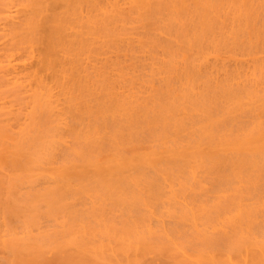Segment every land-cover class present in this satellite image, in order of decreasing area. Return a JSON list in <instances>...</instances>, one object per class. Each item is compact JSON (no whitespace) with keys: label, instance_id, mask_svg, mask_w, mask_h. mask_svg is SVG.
I'll list each match as a JSON object with an SVG mask.
<instances>
[{"label":"rangeland","instance_id":"rangeland-1","mask_svg":"<svg viewBox=\"0 0 264 264\" xmlns=\"http://www.w3.org/2000/svg\"><path fill=\"white\" fill-rule=\"evenodd\" d=\"M18 1V2H17ZM37 1V2H36ZM46 1V2H45ZM57 1H59V2H57ZM81 0H79L78 1V3H77V0H74V1H70V0H50L49 2H48V0H39V2H38V0H0V22L2 21L1 20V17L5 14V10L4 9H7L9 6H11L12 4L14 5V9L15 8H17V9H15V11L13 12V13H15V14H17L18 16L21 14V16H19V18H16V20H15V25L16 26H14L13 25V23H9L7 26H5L4 28H2V24H0V62H1V66H2V62H4V61H2V60H6V62L5 63H3V65H6L5 67H0V108H1V111L0 112H2V113H5V114H0V128L1 129H3V128H5L6 129V131L7 132H3V131H0V143L1 144H3V143H5L3 146L0 144V156H4L5 157V159L4 158H2V160L4 159V161L6 162V164H5V162H1L0 161V242L1 243H3L2 245H0V264H9V260H11V264H12V262L16 259V255H19L20 254V252H18L17 253V249L19 248V247H21L20 245L22 244V245H26L25 244V242H34L35 241V239L36 240H38V239H40L41 237H47L48 235H50L49 237H47V238H50V237H58V236H60V234L62 233H66L67 231H65V230H69L70 229V226H75V224H76V219H78V218H75L74 217V214L73 213H78L79 211H77V210H80V209H83V210H80V214L78 213V215L77 216H79V217H81V211L83 212L85 209H86V211H88V212H85V213H89L90 212V214H88L89 216H86L85 215V217H92V216H90L93 212L94 213H96V214H94L93 213V215H95L94 216V218L92 217V219H94V221H97V223L96 222H94L91 218H88V219H83L84 218V216H82L83 218H81L82 219V222L83 221H85V222H87V223H85L84 222V224H87V226L88 225H90L89 227H101V225L102 224H104L103 225V227L106 225V227H109V225L110 226H112L113 224H116V225H114V228H118V227H122V230H127L126 229V224H127V228H128V230H134L133 228H132V226H129V224H130V222H132V217L135 215L136 217H133V219H135L134 221L136 222H134L136 225H138L137 224V221H139V222H141V220L139 219V220H136V219H138L139 217L140 218H143V217H141V215H144V214H148V213H150L151 211L153 212H151L150 214H151V216H152V218L150 219V214H148L147 215V217H145V222L142 220V222L143 223H146V225L149 223V225H150V222L153 224L152 226H154V228L152 229V226L150 227L151 229H150V231H152V230H155V231H153V233H155V232H157V234L158 233H160V231L162 232V229H159V228H164L165 230H163V233L165 232V233H168V234H171L172 235V232L171 231H173V230H175L176 231V233H174L173 235H177L178 237H179V239H181V241H183V242H185V243H187V246L188 247H193V246H195V245H200V244H205V242H206V240L209 238L210 240L209 241H211V238L214 236H216V234L214 235V234H210L211 236V238L210 237H208L206 240L205 239H203L204 238V232L202 231V229H204V228H202V225L201 224H198L199 226H201L200 227V229L198 228L199 226H196L197 224L193 221V219L192 218H189V216L190 217H192V215H193V212H194V210L196 211L197 210V208H198V204L199 205H201V207H202V205L204 204V206H206L205 208L204 207H202L203 209V211H202V213H201V211H199V213L198 214H196L195 212V214L193 215V216H196V215H198L199 217H202L203 215H204V213H207V211L208 212H210V210L212 209V205H214L215 203H217L218 201L220 202L221 200H219L220 198V196L222 195L223 197H222V200L224 201V199H228V198H230L229 196L227 197V192L224 194H222L221 192H223V191H217L218 193H220V196H218L217 195V193H216V190H217V188H219V186H217V185H220V183L218 184V182H222L223 180H221L222 178L221 177H219L218 175H222L223 173H222V169H225V170H223V171H226V172H224V174H223V176L224 175H226V177H227V174H225V173H227L228 171H230V172H232L231 171V169L230 168H233V167H230L229 168V165H230V162L229 161H227V160H230V161H232L230 158H232L231 156H233V158L234 159H238L239 157H238V155H242L243 154V152L244 151H242L241 153H235L234 151H232L231 153L232 154H228L227 155V151H226V149L223 147V146H220L219 147V150H218V146H216V152L218 153H216L213 149L215 148V146L214 145H217V144H215L214 143V145L212 144V142H214V141H212V136H211V133H208L209 131H207V130H205V128H204V126H203V123H202V118H203V116H200L201 117V121L198 119V117L199 116H197V118H196V114H198V115H202V108H203V105H202V103L203 102H200L199 100H203V98L205 97L204 96V94H203V96H202V94H199V93H201V92H204L202 89V91H199L200 90V87L201 86H203V84L201 85V83H202V81H200V76H197V78L199 79V80H196L197 78H195L194 77V73H193V68L194 67H192L191 66V56H190V54H191V52L193 51L194 52V50H189V51H186V52H182L183 54H181V55H183V56H181V55H179V56H181V58L179 59L178 57H176V58H173L174 59V61L175 62H173L172 60H170L169 61V59L171 58L172 59V57L171 56H165V57H163L161 54H159V53H154V54H152V55H154V56H150V55H144V54H141V53H138L137 52V50H136V47H137V45L135 44V43H127L126 44V47H113L114 46V44L115 43H117V42H111L112 40H110V41H108L109 39L108 38H105V37H100L99 39L97 38V41H98V43H96V45L95 46H92L91 47V45H89V42H91V40H88V38L87 37H89L88 36V33H87V28H83V26L85 27L86 26V24H85V20H88V17L90 16V17H92L91 15H93V14H96L97 12L94 10V7H93V3L96 1V0H89V2L91 3L92 2V4H90L89 2H88V0H83V1H85V3L83 2L82 4H79V3H81L80 2ZM4 2V3H3ZM14 2L16 3H18L17 4V7H16V5L14 4ZM40 2H41V4H40ZM9 3H11L10 5H8ZM20 3V4H19ZM38 3V4H37ZM49 3V4H48ZM67 3L68 4H72V5H67ZM75 3H77V5H74ZM53 6H52V5ZM84 4V5H83ZM90 5V6H88V5ZM126 4H127V6H126ZM32 5H34L33 6V9H31V7H32ZM56 7H55V6ZM61 5V6H60ZM62 5H65V6H62ZM67 5V6H66ZM80 5V6H79ZM49 6V7H48ZM72 6H74V7H72ZM28 7H30L29 9H28ZM41 7V8H40ZM81 7V8H80ZM124 7H125V14H126V18H127V20H128V22H130V23H128V26H134V27H137L138 29H140V27H142V28H144V29H140V30H145V29H149L150 27H152V25H151V23L149 22V20L148 21H146V19L145 18H143V19H138V18H136V15L133 13V10H132V7H131V5L129 4V3H125L124 4ZM47 8H49V9H47ZM65 8H66V10H65ZM80 8V9H79ZM86 8V9H85ZM91 8H93L92 10H91ZM130 8V9H129ZM22 9V10H21ZM50 9H52V10H50ZM54 9V10H53ZM56 9V10H55ZM69 9V10H68ZM70 9H72V10H70ZM77 10V12H78V14H79V12H80V14L78 15L77 13H73V11L74 10ZM128 9V10H127ZM32 10V11H31ZM33 10H34V12H33ZM47 10H49V11H47ZM64 10L66 11V13L64 12ZM126 10H127V12L129 11V14H127L126 13ZM132 10V11H131ZM23 11L24 12H27V13H25V14H23L22 15V13H23ZM54 13H53V12ZM81 11H83V12H81ZM95 11V12H94ZM22 12V13H21ZM31 12V13H30ZM50 12H52V13H50ZM69 12V13H68ZM86 12H88V13H86ZM89 12H91V13H89ZM70 13H72V14H70ZM84 13V14H83ZM51 14H52V16H51ZM63 14H64V18L66 19V17L65 16H67V15H70V16H67L68 18L70 17V18H72L73 16H74V20H75V22H73V19H69L70 21H72V22H70L69 20H68V22L66 23L67 25V30H65L64 29V31H65V33L67 34H65L64 36H66L65 38H63L64 39V41L61 43V44H59V45H55V43L53 42V40H54V38L52 37V32H53V27H54V25H55V23L57 22V18H58V20H60L59 22H62V20H61V16H63ZM74 14V15H73ZM87 16H86V15ZM262 14V13H261ZM58 15V16H57ZM130 15V16H129ZM54 16V17H53ZM79 16V18H77ZM82 16V17H81ZM133 16H134V18H133ZM28 17V18H27ZM31 17H33V18H31ZM48 17H49V19H51V20H49V22H48ZM51 17V18H50ZM20 18H23L24 19V22H23V19H20ZM36 18V19H35ZM43 18V19H42ZM56 20H55V19ZM63 18V19H64ZM132 18V19H131ZM30 19H32L31 21H30ZM34 19H35V21H34ZM78 19H79V22H78ZM261 18H259V21L261 22V20H260ZM20 20V21H19ZM44 20H45V22H47V23H43L44 22ZM47 20V21H46ZM137 21V23H136V21ZM51 21V22H50ZM56 21V22H55ZM64 21V20H63ZM83 21V22H82ZM139 21H140V23H139ZM20 24H19V23ZM66 22V21H65ZM64 22V23H65ZM149 24H148V23ZM77 23V24H76ZM133 23V24H132ZM18 24V25H17ZM32 24V25H31ZM44 24V25H43ZM50 24V25H49ZM70 24V25H69ZM80 24V25H79ZM136 26H135V25ZM149 26H148V25ZM260 23H258V25H259ZM29 25V26H28ZM80 27H79V26ZM140 25V26H139ZM11 26V27H10ZM14 26V27H13ZM24 26V27H23ZM26 26H27V28H26ZM40 26V27H39ZM148 26V27H147ZM20 27V28H19ZM39 27V28H38ZM70 27V28H69ZM74 27H75V29H74ZM147 27V28H146ZM258 27L259 26H255V28H254V26L252 27L253 28V30L251 29V26H249V28L247 29L248 31V35L247 36H250L251 38H252V41H254V39L256 40L257 38H256V36H258ZM19 28V29H18ZM49 29V30H48ZM257 29V30H256ZM250 30V31H249ZM46 31V32H45ZM69 31H72V32H70L69 33ZM75 31V32H74ZM77 31V32H76ZM28 33V34H27ZM49 33H50V35H49ZM73 33V34H72ZM252 34V35H251ZM49 35V36H48ZM77 35V36H76ZM79 35H83V36H80V37H78ZM49 37V38H48ZM73 37H74V39H73ZM84 37V38H83ZM86 37V38H85ZM44 38H46V39H44ZM53 38V39H52ZM68 39H70V40H68ZM76 39H77V41H76ZM83 39H85L87 42H88V47H87V45H86V47L85 46H82L83 44L82 43H79V42H82L83 41ZM72 40H74V41H76V42H78V45H77V43L76 42H74V41H72ZM85 40L83 41V43L85 42ZM105 40L106 41H108V43L110 42L112 45V47H111V49H108V45L109 44H106V43H104L105 42ZM70 41V42H69ZM52 42L54 43V44H52ZM73 42V43H72ZM100 43H102V44H100ZM13 44H15V45H13ZM31 44V45H30ZM45 44H47L46 46H45ZM48 44H49V46H48ZM102 45L103 47H104V50H106L105 52H104V50H103V47H102V49H100V47L98 46V45ZM105 44V45H104ZM248 44V43H247ZM54 45V46H53ZM78 47H77V46ZM117 45V44H116ZM115 45V46H116ZM134 45H136V47L134 46ZM77 48V50H76V48ZM48 47H49V49L51 50L53 47V51L51 50H48ZM52 47V48H51ZM56 47V48H55ZM62 49H61V48ZM90 47V49H88ZM93 47H95L93 50L94 51H92V48ZM98 47V48H97ZM132 49H131V48ZM244 48H245V45L243 46ZM242 47V48H243ZM42 48V49H41ZM44 48H45V50H44ZM57 48H59V50L57 49ZM73 48H75V49H73ZM83 48V49H82ZM87 48V49H86ZM110 48V47H109ZM133 48H134V52L132 51L133 50ZM138 48V47H137ZM88 50V51H84L83 52V50ZM116 49V50H115ZM118 49H119V51H118ZM226 49L227 48H223L222 49V51H220V50H218V51H216V52H214V54H213V52H211L210 54V56H207L208 57V59L210 60H212V61H215V60H217L218 62H225V60L227 59V58H229V59H233L234 61H228L229 59H227V61L225 62V63H227V64H229V63H232V65L231 66H233L234 67V63H236L237 62V60H236V58L237 59H240V60H245L244 62H246V64L247 65H252V63H253V60H255L256 58H257V56H255L254 58H252V57H250V56H248V55H246L247 57H245V55H239V54H236V55H234L233 54V52H231L230 51V49H227V51H226ZM33 50V52H29V51H32ZM61 50V51H60ZM65 51V52H68V53H65V52H63V51ZM73 50V54L72 53H70V51H72ZM99 50V51H98ZM109 50V51H108ZM136 50V51H135ZM50 51V52H49ZM55 51H60L59 53L58 52H56V53H58V54H56V53H54ZM108 51V52H107ZM121 51V52H120ZM195 51H196V49H195ZM223 51H225V52H223ZM8 52V53H7ZM9 52H11L10 54H9ZM51 52H53L55 55H57V58L59 59L58 60V64H61V65H57V59L55 60L54 59V63L53 64H51V65H47L46 66V63H45V61H42V60H40L41 58L44 60V56L46 55V53H51ZM107 52V53H106ZM110 52V53H109ZM115 52V53H114ZM221 52V53H220ZM5 53V54H4ZM33 53V54H32ZM72 54V55H70V54ZM89 53H91L90 54V58L89 57H87L88 55H89ZM117 53V54H116ZM119 53V54H118ZM127 54L128 56H129V54H131V55H134V57L133 56H130V57H128L127 55H122V54ZM129 53V54H128ZM227 53H229V54H227ZM11 54H12V57H11ZM13 54H15L14 55V57L17 59H15V61H14V58H13ZM45 54V55H44ZM67 55L68 54V56L70 57V56H73V57H70V58H74L73 60H70V58H69V60L68 61H66V62H68V64L66 63V62H64L66 59H64V58H68V56H65V55ZM78 54V55H77ZM84 54V55H83ZM85 54H87V55H85ZM93 54L94 55H96V57L95 56H93ZM189 54V55H188ZM225 54V55H224ZM4 55V56H3ZM5 55L7 56V57H11L10 59L12 60V61H14V62H12L10 59H9V61L8 62H10V64H12L13 66H8V62H7V60H8V58L7 57H5ZM9 55V56H8ZM33 55V56H32ZM44 55V56H43ZM54 55V58H56V56ZM64 55V57L62 58V56ZM82 55V56H81ZM116 55H117V57H116ZM118 55H119V57H118ZM122 55V57H120ZM138 55V57L140 58V60H139V58H137L136 56ZM139 55H141V56H139ZM143 55V56H142ZM185 55V56H184ZM209 55V54H208ZM215 55V56H214ZM219 55V56H218ZM238 55V56H237ZM2 56V57H1ZM76 56H78L77 58H76ZM84 56V57H83ZM86 56V57H85ZM110 56V58H108L107 59V57H109ZM111 56H113V57H111ZM125 56V57H124ZM154 57L153 59H155V60H152L150 57ZM213 56V57H212ZM240 56H242V57H240ZM60 57V58H59ZM104 58V59H101V58ZM136 57V58H135ZM142 57V58H141ZM145 57V58H144ZM155 57H157V60H159L160 58H161V62H156L157 60H156V58ZM184 57V58H183ZM216 57V58H215ZM218 57H220V61L218 60L219 58ZM243 57H245V58H243ZM248 57H250V59L248 58ZM27 58V59H26ZM75 58L78 60V61H76L75 60ZM83 58H85V61H84V59ZM89 58V60H87V59ZM114 58H116L115 60H114ZM117 58H120V59H117ZM121 58L123 59V60H121ZM145 60H144V59ZM164 58V59H163ZM169 58V59H168ZM189 60V61H186L187 59ZM213 58V59H212ZM223 58V59H222ZM225 58V59H224ZM235 58V59H234ZM252 58V59H251ZM62 59V60H61ZM64 59V60H63ZM97 59H99V60H97ZM105 59H107V62H106V60ZM136 59H138V61L136 60ZM147 59H150V60H147ZM176 59V60H175ZM179 59V63L177 62V60ZM184 59V60H183ZM186 59V60H185ZM95 60V61H94ZM115 61V62H113V61ZM119 60V61H118ZM142 60L144 61V62H142ZM147 60V61H146ZM183 62H182V61ZM236 60V61H235ZM248 60H250V62L252 61V63H250ZM21 61H26V62H28V65H26L27 63L26 62H21ZM56 61V62H55ZM62 61V62H61ZM102 63H101V62ZM103 61H104V63H103ZM135 61H137L136 63H134ZM166 61H168V63L166 62ZM184 61H186L185 63H184ZM18 62H20V64L18 65V66H20V70L18 69L19 67L17 66V63ZM34 62V63H33ZM38 62V63H37ZM44 62V63H43ZM90 62H91V64H90ZM93 62V63H92ZM117 62V63H116ZM140 62V63H139ZM149 64H148V63ZM151 62V63H150ZM156 62V63H155ZM170 62V63H169ZM14 63V64H13ZM34 65H33V64ZM40 63H41V65H43L42 67L44 68L45 67V71L44 70H42V67H41V65H40ZM56 63V64H55ZM81 63H82V65H81ZM120 63V64H119ZM184 63V64H183ZM9 64V65H10ZM16 64V65H15ZM23 65V67H22V65ZM81 66H80V65ZM88 64V65H87ZM93 64V65H92ZM106 65V66H109L108 68L106 67V68H104L103 66H101V70H100V68H98V65ZM108 64V65H107ZM116 64V65H115ZM122 64V65H121ZM123 64H125V65H123ZM132 64V65H131ZM134 64L137 66H135V70H134V68H133V66H134ZM139 64V65H138ZM141 64V65H140ZM146 64V65H145ZM169 64V65H168ZM182 64V65H181ZM24 65H26V66H24ZM55 65H57L56 67H55ZM74 65V66H73ZM78 65V66H77ZM87 65V66H86ZM90 65V66H89ZM95 65H97V66H95ZM100 65H99V67H100ZM147 65H149V66H147ZM171 65V66H170ZM250 65V66H251ZM54 66V67H53ZM64 67V69L62 68V67ZM91 67L90 68V70H86L87 69V67ZM114 66H115V68L116 69H114ZM117 66H118V68H117ZM140 66V67H139ZM145 66V67H144ZM152 66V67H151ZM176 66H179V67H176ZM182 66V67H181ZM187 67V69H186V67ZM6 67H10L12 70L14 69L15 71V75H16V73H17V75L15 76V77H13L12 75H14L13 74V72L12 73H6V71L5 72H3L2 70H7V68ZM25 67H26V69H25ZM59 67H61V68H59ZM75 67H77V68H75ZM83 69H82V68ZM89 67H88V69H89ZM99 69H97V68ZM102 67H103V69H102ZM112 67V68H111ZM126 67V68H125ZM131 67V68H130ZM141 67H143V68H141ZM150 69H153V70H151L150 72H149V68ZM173 69V70H175L174 68H176V70L175 71H177L180 67L182 68V69H179V72L177 71V72H173V73H175V74H173L172 72V75L170 76V74L171 73H168V72H170L171 71V68ZM16 68H17V70H16ZM50 68H53V69H50ZM79 68V69H78ZM95 70H94V69ZM124 70H123V69ZM133 68V69H132ZM140 68L141 69H143V71H141L140 70ZM156 69V71H155V69ZM169 68V69H168ZM190 68V69H189ZM191 68H192V70H191ZM58 69V70H57ZM76 69V70H75ZM118 69V70H117ZM127 69V70H126ZM163 69L167 72H164L163 71ZM184 69V70H183ZM57 70V71H56ZM63 70V71H62ZM78 70L79 71H82V74H79V73H81V72H78ZM108 70V71H107ZM187 70H188V72H187ZM10 71V70H9ZM44 71V72H43ZM77 71V72H76ZM87 71H91V72H87ZM113 71H115V72H113ZM141 71V72H140ZM153 71H154V73L156 72L157 73V75L155 76V74L153 73ZM162 71V72H161ZM191 71V72H190ZM84 72V73H83ZM94 74H93V73ZM104 72L106 73H108V75L106 74V75H104ZM113 72V73H112ZM130 72V73H129ZM134 72H135V74H134ZM162 74H161V73ZM53 73L55 74V75H53ZM59 73V74H58ZM67 73V74H66ZM76 73V74H75ZM89 73V74H88ZM91 73V74H90ZM99 73V74H98ZM137 73H139V74H137ZM143 73V74H142ZM144 73H146L148 76H150L149 74L151 73V75H153L154 74V81H153V76L151 77H148L147 78V76H144ZM178 73H182L181 74V76L183 77V75L185 76V77H183L184 78V81L186 80V82H188V80H189V82H190V80L192 81V86H190L191 85V82L189 83V85H188V83H186V82H183L182 80H181V76L178 74ZM184 73V74H183ZM188 75H187V74ZM191 73H192V75H191ZM5 74L8 76H5ZM12 74V75H11ZM22 74H24V75H26V77L24 76H22ZM61 74H63L62 76H61ZM85 74H87L86 76H85ZM110 74V75H109ZM121 74L123 75V77L121 76ZM145 74V75H146ZM160 74V75H159ZM167 76H165V75ZM169 75V77H168V75ZM177 74L179 75V77L177 76ZM59 77H58V76ZM68 75V76H67ZM84 75V76H83ZM91 75V76H90ZM93 75H95V76H93ZM125 75V76H124ZM135 75H138L139 76V78H140V75H142V76H144L145 78H144V81H143V79L141 80H139V79H137V77L135 76ZM159 75V76H158ZM3 78H2V77ZM9 76H11V77H9ZM57 76V77H56ZM67 76V77H66ZM89 76V77H88ZM106 76H110V78L109 77H106ZM126 76L128 77V78H126ZM130 76V77H129ZM141 76V78H143ZM164 76H165V78L167 79V78H171V77H174L175 78V80L173 79V78H171V81H170V83L168 84L172 89L170 90V88H169V86L168 87H166V85L167 84H165L166 82H168L169 80H165L164 79ZM176 76V77H175ZM187 76H190V78L188 77V78H186ZM37 77H39V79H37ZM92 77V78H91ZM94 77H95V79H94ZM116 77V78H115ZM131 77H133V78H131ZM158 78L157 79V81H156V79L155 78ZM159 77H161V78H159ZM192 77H194L193 79H192ZM10 78V80H8ZM14 78V79H13ZM17 78V79H16ZM54 78V79H53ZM56 78H58V79H56ZM68 78V79H67ZM113 79V80H111V81H109L110 79ZM130 78V79H129ZM146 78H147V80L149 79V82H147L146 81ZM150 78H151V80H152V82L150 81ZM165 80H163V79ZM178 78H180V81H182V82H180L179 80V82L180 83H178V81H177V79ZM5 81H4V80ZM22 79V80H21ZM24 79V80H23ZM39 81L40 80V82H38L37 80ZM41 79L44 81V82H47L50 86H51V84H52V86L50 87L49 85V88L48 87H46V86H44V89H47V90H50L51 89V91H52V93L56 96L54 99H56L57 98V96H59L58 94H60L61 96L62 95H64V96H60V98L58 99L60 102H61V104H58L59 102H57V100H56V103H54L55 105H58L57 107H59V106H61V108L59 109V111H62L61 109H63V107L64 108H66V109H63V111L65 110V112H63V113H67V111H68V113L67 114H63L62 112H57V107H55V108H53V109H51V111H53L54 112V114H53V112H51V111H49L50 110V108H47L48 107V105H47V107H45L44 105H42V98L40 97L39 98V93L40 92H42V91H44V89L42 88V89H40V86L38 85V84H40L41 83ZM53 79V80H52ZM67 79V81H65ZM76 79H78V80H76ZM91 81H90V80ZM99 79H101L102 81H104V83L101 81V84L104 86V84L106 83L107 84V86H106V84H105V86L108 88V90H107V92H106V88H105V86L103 87V89H102V87H101V85L100 84H98L99 82ZM106 79H107V81H106ZM123 79V80H122ZM172 79H173V83H172ZM13 80V81H12ZM16 80H19V84L16 82ZM22 81V83L24 84H22V85H20V82ZM52 80V82H49V81H51ZM56 80V81H55ZM57 80H59L58 82H57ZM86 80H89V81H86ZM96 80H98V81H96ZM122 81L123 82V84L121 83V82H117V81ZM126 80H128L129 82L131 81V83L129 84V82L127 81V84H125V82H126ZM161 80H163V81H161ZM194 80V81H193ZM24 81V82H23ZM36 81V82H35ZM94 81H96L97 83H95ZM116 81V82H115ZM136 81V82H135ZM156 81V82H155ZM158 81H161V82H159L158 83V85H157V82ZM198 81H200L199 83H198ZM13 82H15V83H17V84H15V83H13ZM44 82H42L41 84H43ZM68 82V83H67ZM76 82V83H75ZM90 82V83H89ZM114 82H115V84H114ZM140 82V83H139ZM143 82V83H142ZM174 82H177V85L174 83ZM27 83V84H26ZM46 83V84H47ZM55 83V84H54ZM57 83H60V84H57ZM67 83V84H66ZM69 83H75V85H73V84H69ZM80 83V85H78V84ZM95 83V84H94ZM111 83V84H110ZM114 85H113V84ZM135 83H138L137 84V86H136V84ZM146 83V84H145ZM163 83V85H161V87L162 86H164L165 85V87L166 88H169V89H167L168 91H166V89L165 88H163V90H165V91H163L162 90V88H160V86H159V84H162ZM182 83V85H184V87H180L179 88V85ZM40 84V85H41ZM45 84V83H44ZM43 84V85H44ZM45 84V85H46ZM61 84H63V86H61ZM77 84V85H76ZM81 84H82V86H81ZM117 84V85H116ZM121 84V85H120ZM133 84V86H130V85H132ZM142 84H144L145 86L146 85H148L147 87H148V90H150V92H151V89H152V93L153 94H155L156 93V91H157V94H163V96L162 97H160V96H154L152 93H148V90L146 89V87L144 86V85H142ZM171 84V85H170ZM179 84V85H178ZM188 86H190V87H192L190 90H189V87L187 88V85ZM198 84H200V85H198ZM73 85V86H72ZM100 85V86H99ZM172 85H175V86H172ZM234 85H235V83H234ZM234 85H233V87H234ZM238 85L239 84H236L235 85V87H234V91H235V88H236V86L238 87ZM42 86V85H41ZM54 86H56V89H55V87ZM60 86V87H59ZM76 86V87H75ZM77 86H78V88H77ZM81 86V87H80ZM84 86V87H83ZM91 88H90V87ZM136 86V87H135ZM143 88H145V89H143ZM152 86V87H151ZM179 89H181V90H183V92H184V90H185V92L184 93H182L181 94V92L180 91H176L178 88ZM52 87H54V88H52ZM99 87V88H98ZM119 87V88H118ZM124 87V88H123ZM128 87V88H127ZM130 87V88H129ZM131 87H133V88H131ZM139 89H138V88ZM141 87V88H140ZM174 87V88H173ZM176 87V88H175ZM196 87V88H195ZM240 87V86H239ZM238 87V88H239ZM57 88H61L59 91H58V89ZM72 88H74L73 90H72ZM75 88H76V92L74 91L75 90ZM85 88H86V91H85ZM95 88V89H94ZM97 88H98V90H97ZM111 88H114V89H111ZM120 88H122L121 90H119ZM137 88V89H136ZM154 88V89H153ZM199 88V89H198ZM201 88H203V87H201ZM221 88V87H220ZM220 88H217L216 90H215V92H216V94H219V93H217V91L220 89ZM262 88V87H261ZM261 88H259V90H258V92H257V96H256V102H254L255 101V99L254 100H252V99H249V98H247V97H244V96H242V95H239L240 97H237L235 94H237L239 91L238 90H240V88L239 89H237V91H235V92H237V93H235V94H233V96H232V98H231V100H229L228 99V97L227 96H225L224 95V93H223V95L225 96V97H223L222 96V94H219L218 96H216V98L214 97V95H212L214 92H211V91H209L208 92V96L206 95V97L205 98H207L206 99V102H207V100L209 101V103L211 102V107L213 106L212 104H214V106H213V108L212 109H214L213 111H222V113L224 114V116H225V118L227 119H225L224 118V116H223V114L222 113H220L222 116H223V127H225V134H226V136H227V138H229V140H234L236 137H237V134H239V132L240 133H242V130L243 131H245V130H247L246 128V124H247V120H252V124L250 123V122H248V125H250V126H248V129L250 128V127H252V126H254V125H256V122L254 123L253 121H256L255 119L257 118V125L259 124L260 125V123L261 124H263V121H264V108H262V107H264V97L261 99V101H260V97L258 96L259 95V91L261 90ZM81 89H83V90H81ZM88 89V90H87ZM90 89V90H89ZM105 89V90H104ZM115 89H116V91H118V92H116L115 91ZM118 89V90H117ZM126 89V90H125ZM127 89H132V91L131 90H127ZM156 89H158L159 91H161V93L158 91V90H156ZM161 89V90H160ZM197 89H198V91H197ZM225 89V88H224ZM38 90H40L39 91V93H37L38 92ZM55 90V91H54ZM57 90V91H56ZM70 90H72V91H70ZM80 90V91H79ZM105 92H104V91ZM139 90V91H138ZM141 90H144L143 91V93H142V91ZM172 90H175L176 91V93H174L175 91H172ZM191 91L192 90V95L191 96H194V102L192 101H190V98L191 97H188L187 95L188 94H191V92H189V91ZM195 92H198V94L197 93H195ZM63 92V94L62 93H59V92ZM69 91V92H68ZM79 93H78V92ZM91 91V92H90ZM101 91V92H100ZM102 91L104 92V93H102ZM120 91H124V92H121V93H119ZM128 91V92H127ZM129 91H131V92H129ZM141 91V92H140ZM172 91V92H171ZM221 91V90H220ZM262 92H264V89L262 88V90H261ZM35 92L37 93L36 95H38V97L36 98L35 96ZM83 92V93H82ZM114 92H116V93H114ZM136 92V93H135ZM137 92H140V93H137ZM146 92H147V94H146ZM155 92V93H154ZM159 92V93H158ZM163 92H167V93H169V95H170V97L172 98V96L174 97V95H171V93H173V94H176L175 95V97L174 98H179V99H177L180 103V106H182V111H180L178 114H180V115H178L174 110V112H173V115H175V119L170 115V113H168V116L167 115H164V113L166 114V112H165V110H168V108L166 109H164V113H163V109H161L162 111H159V106L160 105H162V103L163 102H165L163 99L164 98H168L169 96H168V94H166V97H164V94L165 93H163ZM222 92H223V90H222ZM34 93V94H33ZM65 93V94H64ZM97 93V94H96ZM105 93H107V94H105ZM129 93V94H128ZM134 93H135V95H134ZM179 93V94H178ZM57 94V95H56ZM67 94V95H66ZM84 94H86L87 95V97H86V95L83 97H81L80 95H84ZM93 94V95H92ZM109 94V95H108ZM113 94V95H112ZM123 95L124 97H125V95H126V99L128 100V99H130L131 100V102L129 103V105L131 104V105H134L135 104V106H136V101L137 100H134V99H136V97L135 96H137V99L138 98H140V96H141V100H139L138 102H137V107H139L140 108V104L139 103H141L142 105H141V108L138 110H136V108L135 109H133L134 107L132 106H130V108H129V106H128V102L126 103L127 105H125L128 109H126V108H123L122 106L120 107V105H121V103L122 102H118L117 101V97L118 98H120V99H122V100H124L125 98L123 97V96H119V95ZM125 94V95H124ZM130 94H133V96L131 95L130 96ZM138 94V95H137ZM157 94H155V95H157ZM161 94V95H162ZM196 94V95H195ZM215 94V93H214ZM261 94L262 93H260V96H261ZM27 95V96H26ZM29 95H31V96H29ZM73 95H75L74 97H73ZM79 95V96H78ZM102 95H104V96H102ZM108 95V96H107ZM140 95V96H139ZM145 95V96H144ZM151 95V96H150ZM198 95H200L202 98L200 99V96L199 97H197ZM210 95H212V98H211V96ZM24 96V97H23ZM77 96L79 97V98H77ZM107 96V97H106ZM153 96H154V98H153ZM209 96H210V98H209ZM262 96H264V93L262 94ZM27 99H26V98ZM67 97H68V100H67ZM74 98L73 100L72 99H70V98ZM104 97V98H103ZM133 97V98H132ZM148 97V98H147ZM152 97V99L154 100H152V99H150V98ZM161 99V103H160V105L158 106V104H159V102H160V99ZM164 97V98H163ZM169 97V98H170ZM183 97H184V99H183ZM219 97V98H218ZM221 97V98H220ZM257 97H258V100H257ZM62 98H63V100H65V101H63L62 100ZM65 98V99H64ZM91 98V99H90ZM92 98H93V100H92ZM143 98H147L145 101H144V99ZM186 98H188L189 100H188V102H191V103H188L187 102V100H186ZM196 98H199V100H197ZM209 98V99H208ZM226 98V99H225ZM37 100V101H35V100ZM79 99H80V102L81 103H79ZM83 99L85 100V103H83L82 101H83ZM89 99V100H88ZM108 99V100H107ZM110 99H112V100H110ZM125 99V100H126ZM132 99L135 101V103H134V101L132 102ZM150 99V100H149ZM159 100V101H157V100ZM165 99V100H166ZM192 100H193V97L191 98ZM40 100V101H39ZM70 100H72V101H74V102H70ZM104 100V101H103ZM124 100V101H125ZM143 100V101H142ZM149 100V101H148ZM168 100V99H167ZM170 100H172V99H170ZM169 100V102H167L168 103V105H166V107H171L172 109H173V106H171V105H169V103H171V101ZM185 102H184V101ZM220 100H221V103H222V105L221 104H219V107H220V105H221V107L222 108H224V110L220 107V110H219V107H218V103H220ZM225 100V101H224ZM233 100H234V102H233ZM5 103H4V102ZM29 101H31V102H29ZM90 101V102H89ZM92 101V102H91ZM109 101V102H108ZM129 101V100H128ZM146 101H148V103L150 104V101H153L152 103H155V104H152L151 103V105H152V108H153V113L151 112L152 110V108L150 107L151 105H147L145 102ZM158 102V104H157V102ZM183 101V102H182ZM201 103V105H200V103ZM224 101V102H223ZM231 101V102H230ZM238 101L239 102H241L240 104L238 103ZM40 102H41V104H40ZM104 102V103H103ZM144 102V103H143ZM188 103V104H184V103ZM217 103V105L215 106V103ZM233 102V103H232ZM249 102V103H248ZM65 103V104H64ZM69 103H72V104H69ZM76 103H79V105L78 104H76ZM87 103V104H86ZM98 103H99V105H102V106H99V107H97L98 106ZM102 103V104H101ZM108 103H110L109 104V106H110V108H109V106L107 105ZM113 103V104H112ZM134 103V104H133ZM166 103V104H167ZM181 103H183L182 105H181ZM193 103V104H192ZM208 103V104H209ZM244 103H245V105H244ZM253 103H254V105H253ZM260 103V104H259ZM3 104H4V107L6 108H4L3 107ZM33 104H35V105H33ZM40 104V105H39ZM46 104V103H45ZM63 104V105H62ZM81 104V105H80ZM116 104V105H115ZM119 104V105H118ZM144 104V105H143ZM230 106H229V105ZM259 104V105H258ZM263 104V105H262ZM42 105V106H41ZM73 105V107H74V109L77 107L78 109H75L74 110V112H72L73 111V108H70L69 106H72ZM75 105H78V106H75ZM91 105V106H90ZM106 105V106H105ZM113 105H115V106H113ZM147 105V106H146ZM154 105V106H153ZM164 105V104H163ZM186 105H189V108L187 109V106ZM194 105V106H193ZM235 105H236V107L238 108V110L236 109V108H234L235 107ZM239 105V106H238ZM243 105V106H242ZM252 105V106H251ZM258 105V106H257ZM33 106V107H32ZM66 106V107H65ZM68 106V107H67ZM83 106V107H82ZM108 106V107H107ZM113 106V107H112ZM144 106V107H143ZM146 106V107H145ZM251 106V107H250ZM254 106V107H253ZM3 107V108H2ZM26 107V108H25ZM103 107V108H102ZM105 107V108H104ZM111 107H112V109H111ZM115 107V108H114ZM150 108V110L151 111H148L149 110V108ZM160 107H162V106H160ZM164 107V106H163ZM192 107H194L192 110H194V109H196V111L194 112H192V110H190ZM215 107V108H214ZM217 107V108H216ZM234 108V110H233V108ZM241 107V108H240ZM243 107V108H242ZM257 107H259V108H257ZM262 109H261V108ZM7 108H8V110H7ZM37 108V109H36ZM45 108V109H44ZM99 108V110H97ZM102 108V109H101ZM107 108H108V111H107ZM119 108H122V109H119ZM144 108H148V109H144ZM198 108V109H197ZM229 108V109H228ZM254 108V109H253ZM2 109H5V110H2ZM46 111V109H47V111L46 112H44V110ZM56 109V110H55ZM68 109V110H67ZM101 109V110H100ZM117 109V111H115ZM120 111H119V110ZM123 109H124V111H123ZM126 109V110H125ZM133 109V110H132ZM147 110L149 113H143V111L144 110ZM216 109V110H215ZM235 109H236V111H235ZM258 109H261V110H258ZM7 110V111H6ZM9 110H10V112H11V114H7V112L9 113ZM67 110V111H66ZM85 110L87 111V114H90L89 116V118H88V116H87V114H84L85 113ZM110 110V111H109ZM135 110V111H134ZM143 110V111H142ZM154 110L155 111H158V112H160V113H162L161 114V118H162V116H165V118L163 117L162 119H164V122H163V120H161L159 117H158V119H157V117L155 116L154 117ZM198 110H200L199 112H198ZM6 111V112H5ZM48 111H49V113H48ZM77 111V112H76ZM102 111V112H101ZM107 113H106V112ZM111 111H114V112H116V113H114V112H111ZM137 111H138V113L140 112L141 114H137V115H132V114H136L137 113ZM172 111V110H171ZM170 111V112H171ZM178 111V110H177ZM185 111L186 112H188V113H185ZM220 111V112H221ZM235 111V112H234ZM252 111V112H251ZM259 111V112H258ZM24 112H25V114H24ZM33 112H34V114H33ZM69 112H72V114H70ZM80 112H82L81 113V115L80 114H77L78 116H84V118H85V115H86V118H87V120L86 119H82V120H84V121H79V119L78 118H82V117H78L77 118V115H76V117H74V115L73 114H75V113H80ZM91 112V113H90ZM96 112V113H95ZM110 112V113H109ZM130 112V115L131 116H129L128 117V113ZM132 112H134V113H132ZM168 112V111H167ZM192 112V113H191ZM256 113L255 114V116H257V117H253V118H251L252 117V114H253V116H254V113ZM263 112V113H262ZM20 113H21V115H20ZM31 113V114H30ZM58 113V114H57ZM232 113V114H231ZM241 113V114H240ZM243 113V114H242ZM248 113H252L251 115L250 114H248ZM7 114V115H6ZM16 114V115H15ZM30 114V116H28ZM66 115L64 118H65V120L64 119H62L63 120V127H62V125H59L58 124V119L59 118H63V116L62 117H60V116H58V115ZM109 114V115H108ZM111 114H113V115H111ZM119 114V115H118ZM142 114L144 115V117H146L147 116V118H141L140 116H142ZM147 114H149V116L147 115ZM158 114V116L160 115L159 113H157ZM156 114V115H157ZM182 114H184V116L185 115H187V116H185V117H183V119H178V117L179 118H181V115ZM229 114H231V115H229ZM259 114H261L260 116H258ZM55 117H54V116ZM105 117H104V116ZM123 115V116H122ZM138 115H140V116H138ZM146 115V116H145ZM175 120V121H177V119L178 120H180V123L182 122V124H183V126H182V124H181V128H179L178 126L180 125V124H178L179 122H176L175 123V121L171 118V121H169L170 120V116ZM176 115H178L177 117H176ZM192 116L193 115V118L194 119H192V121H194L195 119V121L194 122H196V121H198L199 123H196V124H194V123H192L191 122V120L189 121V122H186L185 123V121H187L188 119H191V117L190 116ZM242 115V116H241ZM249 115V116H248ZM18 118H17V117ZM51 116H52V118H51ZM58 118H57V117ZM101 116H103L102 118H103V120L100 118ZM109 116H111V117H113L112 118V121L114 122H112L111 121V119H110V117ZM137 116L138 118H136L135 119V117ZM166 116L168 117V118H166ZM227 116H229V117H227ZM232 116H233V118H232ZM236 116V117H235ZM243 116H245V117H247V118H244ZM10 117V118H9ZM31 117L33 118V119H31ZM122 118V119H120V120H118L119 118ZM128 117V118H127ZM132 117V118H131ZM150 117V118H149ZM230 117L232 118V120L230 119ZM238 117H240L239 119H237ZM242 117V118H241ZM57 118V119H56ZM67 118V119H66ZM149 118V119H148ZM235 118H236V120H235ZM20 119V120H19ZM115 119H116V121H115ZM124 119H125V122H124ZM130 119V120H129ZM131 119H132V121H131ZM142 119V120H141ZM148 119V120H147ZM159 119L163 122H159ZM167 119V121H165ZM169 119V120H168ZM234 119V120H233ZM32 120H35V121H32ZM49 120H54L53 122H50ZM58 120V121H57ZM77 120H78V125H77ZM109 121V124H111V125H109L108 124V121ZM135 120H136V122H135ZM143 120H144V122L145 121H147L146 123H147V125H148V127L144 124V123H142L143 122ZM227 121V126H229V124H231V122H232V126L230 127H228L227 128V126L225 125V123H226V121ZM231 120V121H230ZM241 123V125H240V128L242 127V129H239V126H238V121ZM241 120H243V122L241 121ZM244 120H246L247 122H246V124H245V122H244ZM259 120V121H258ZM48 121V122H47ZM101 121V122H100ZM105 121V123H107V124H104L103 122ZM119 121V122H118ZM121 121V122H120ZM129 121V122H128ZM150 121H151V123H150ZM153 121L156 123H153ZM169 121V122H168ZM174 121V122H173ZM228 121H229V123H228ZM237 121V122H236ZM68 122V123H67ZM81 122V123H80ZM84 122V123H83ZM111 122V123H110ZM115 122H116V124H115ZM135 122V123H134ZM139 124H138V123ZM159 122V123H158ZM170 122L171 123H174L175 124V126L176 127H174V125L173 124H171V125H173V126H171L170 125ZM32 123H33V126H31L32 125ZM55 123H57V124H55ZM64 123L66 124L65 126H64ZM85 123H87V125H82V124H85ZM89 123L91 124L90 125V127L92 128V125H96V126H94V127H97V128H94V129H96V130H94V129H92L93 131H95V133L97 134V135H95V133L93 134L92 132V130H91V128L89 127ZM114 125H113V124ZM118 123H119V125L120 126H122L123 127V129H122V127H116L117 125H118ZM133 123V124H132ZM160 123L161 124H164V123H166V124H168L169 123V125H168V127L170 128H167L166 126V129H168V130H170V132H172V133H167L168 135L167 136H169L170 134L172 135L173 133H174V135H172V136H170V137H166V135H165V137L163 136H161V134L159 133V131H163V130H166L165 129V127H164V129L162 128L163 127V125H160ZM190 124V125H193V126H188V125H186V124ZM239 123V124H240ZM245 124L244 125V127H243V124ZM250 123V124H249ZM3 124V125H2ZM62 124V123H61ZM81 124V125H80ZM102 124H103V126L105 125V129H106V131H104L103 130V127L102 128H100V125L102 126ZM127 125V124H130L134 129H132L129 125H127V126H125V125ZM134 124H138V125H140L141 126V128L140 127H137L136 126V128H137V130H135V126H134ZM143 124H144V126H143ZM154 124V125H153ZM198 124V125H197ZM234 124V125H233ZM76 125V127H78V128H76V129H74V126ZM124 125V126H123ZM161 126V128L163 129H159V131H158V127L157 126ZM184 125H186V127L187 128H184V131L183 130H181L183 127H184ZM197 125V126H196ZM199 125H201V128H199L198 126ZM3 126V127H2ZM49 126V127H48ZM54 127V132H52L51 131V128L53 129V127ZM85 126V127H84ZM88 126V127H87ZM112 126V127H111ZM114 126H115V128H114ZM129 126V127H128ZM146 126V127H145ZM152 126H153V128L155 129L156 128V130H157V132L159 133H157L156 132V130H154L153 128H152ZM26 127H27V129H26ZM48 127V128H47ZM60 128V129H63V130H61V131H56L57 129L56 128ZM80 127V128H79ZM143 127H145V128H143ZM155 131H153V130H151V128ZM174 129H176V128H179V129H176V130H174ZM234 127H237L236 129H233ZM73 128V129H72ZM83 128H85L84 129V131L86 130L87 132H88V129H90L91 130V133L93 134H91V133H87L86 131L83 133V132H81V130H83ZM111 128H114V131L112 132V130H111ZM120 129V132L118 133V131L117 130H119ZM126 128H128V129H130V130H128V129H126ZM144 129V131H142V132H140L141 130H143ZM146 128H149L150 129V131L148 130V129H146ZM189 128V129H188ZM196 128H198L197 129V131H199L200 130V133L201 134H198V132H196V130H194V129H196ZM217 128H221V127H217ZM230 128L231 129H233L232 131L230 130ZM10 129V130H9ZM42 129H43V132L45 131V133L43 134V132H42ZM44 129H46V130H44ZM48 129H50V130H48ZM60 129H58V130H60ZM101 129V130H100ZM124 129L126 130V132H124ZM141 129V130H140ZM185 129H188V130H185ZM203 129L207 132H205V134H204V131H203ZM238 129V130H237ZM14 132V133H9V132H12V131ZM38 130H39V132H38ZM69 130H72L73 131V133H72V131H69ZM97 130H100V131H97ZM145 130H146V134L147 135H145ZM148 130V131H147ZM181 130V131H180ZM214 130H216V132L215 131H213V132H215V137L217 136L216 134L218 133V131L219 130H217L216 128L214 129ZM228 130V131H227ZM234 130H237L238 132H236V131H234ZM241 130V131H240ZM9 131V132H8ZM36 131V132H35ZM49 131H51V132H49ZM77 131V132H76ZM79 131V132H78ZM112 133H111V132ZM133 131V132H132ZM134 131H135V134L137 135V136H139V137H141V136H145V139H147V138H149V136H151L153 133H155V134H153V136H151L150 137V140H151V138H152V143L150 144L149 143V141H147V140H145L144 139V137H143V139L142 138H140V139H136V138H134L133 137V135H134ZM137 131H139L138 132V134L136 133ZM152 131H153V133H152ZM179 133H178V132ZM230 131V132H229ZM1 132L3 133V135L1 134ZM35 132V133H34ZM47 132V133H46ZM57 132H59L58 134H57ZM83 133V135H81V133ZM104 134H103V133ZM110 133V134H108V133ZM114 132L116 133V135L114 134ZM122 132V133H121ZM128 132H131V133H133V134H128ZM164 132V134H166L165 133V131H163ZM169 132V131H168ZM175 132L177 133L176 135H175ZM185 133V135H186V137H188V138H186L185 136H183V133ZM189 132H190V135L189 136H187V134H189ZM194 132H196L195 134H194ZM212 132V133H213ZM233 134H232V133ZM235 132V133H234ZM16 133H17V135H16ZM20 133V134H19ZM38 133V134H37ZM53 133H55L57 136H59V138H60V136H63V138H64V136L66 137V139L65 140H67L68 142L70 141V143H74L75 144V146L77 145L76 143V139L75 140H72V138H74V137H72V136H74V135H77V137L78 136H86V135H88L87 137H90V138H92L94 135V137L96 138H92L91 140L93 141V139H95L93 142H97V141H99V140H101L104 136L106 137V136H108V139L109 140H107L105 137H104V139H102L101 141H99V142H97V144L100 146V144H101V146H102V150L100 149V147L97 145V144H95V143H93L92 141V143L90 144L89 143V146L88 145H86V146H84V149H88L87 151H89L88 153H90V155L93 153H95V155L97 156V155H99V153H101L100 155H99V157L97 156L96 158H95V155H93L92 154V156H94V160L96 161V162H98L97 163V165L96 166H92L91 168H89V166H85V164L83 163L84 162V160H82L83 159V157H82V155H79V154H77V153H74V155H73V153H72V158H70V154H68L69 152H67V150H68V148L69 147H72L74 144L72 143V144H69L67 141H65L64 143H63V145L65 144V143H67V144H65V145H67V146H61V144L59 145V143H58V141L60 140L55 134H54V136L55 137H57V140L58 141H56L55 139V137L53 136L52 137V135H53ZM65 133H67V134H65ZM70 133H72V134H74V135H72V136H69L70 135ZM80 133V134H79ZM102 133V134H101ZM107 133V134H106ZM123 134V135H121V134ZM152 133V134H151ZM187 133V134H186ZM230 134V137L228 136L229 134ZM13 134V135H12ZM24 134H25V136H24ZM28 136H27V135ZM42 134V136H40ZM45 134H46V136H45ZM48 134L52 137V139L55 141V142H57V143H55V144H57V145H59L60 147H56V145L54 144V146H55V148L53 147V146H45L46 145V143L45 142H43V141H48V143H47V145H50L52 142H53V140H52V142L50 141V139L51 138H48ZM85 134V135H84ZM101 134V135H100ZM156 134H158V137L159 138H165V139H161L162 141H160V140H158V137H157V135ZM210 134V135H209ZM228 134V135H227ZM235 134V135H234ZM110 135H112V136H110ZM125 135V136H124ZM127 135V136H126ZM136 135H134L135 137H137ZM161 137H160V136ZM179 136L180 135V137L178 138V137H176V136ZM193 135V136H192ZM196 135H198V136H196ZM200 135H202L203 136V139H200V137H202V136H200ZM209 135V136H208ZM22 136V137H21ZM35 136H37L39 139H38V141L39 142H41L40 144H38V141H37V137L36 138H34ZM109 136H110V138H109ZM148 136V137H147ZM183 136V138L182 139H187V143L189 144H191V142H193L192 144L193 145H190V147L191 148H188V150H187V148H185L186 150H184V146L187 144L186 143V141H184V140H181L180 138ZM197 138V140L195 139V137ZM206 136V137H205ZM236 136V137H235ZM18 137V138H17ZM26 137H28L29 139L30 138H32V139H30L31 140V142L29 143L28 142V140H27V138ZM44 137H46L45 139H43ZM70 137H72V138H70ZM76 137V136H75ZM76 137V138H77ZM138 137V138H139ZM147 137V138H146ZM155 137H157V140H155L156 138ZM193 138L194 137V139L192 140L191 138ZM208 137H211L210 138V140H211V142L208 140ZM233 137V138H232ZM20 138H22V139H20ZM23 138H24V142L26 141L27 142V144L26 143H22L21 144V142L23 141ZM36 139V143L35 142H33V140L34 139ZM42 138V139H41ZM114 139V141H113V139ZM119 138H120V141H119ZM121 138H123V139H121ZM131 140H130V139ZM170 138V140L172 139V141L174 142V140H175V144L177 145V143H178V145H179V142H183V143H185L184 144V146L182 145V142H181V146L183 147V149L182 148H180L179 146H177V147H179L178 149L179 150H181V151H176L177 150V148H175L174 150L176 151H174L175 152V154H176V156L178 157V155H179V157H178V160H177V158L174 156V155H172V156H174V159H171V160H169V158H173V157H170L171 156V154H173L174 152H172L171 154L167 151L168 149H166V148H170V149H172V146L173 147H175V145H174V143H172L171 145L172 146H170V147H165L166 145L167 146H169L170 144H169V141L170 140H168ZM173 138H174V140H173ZM178 138V139H177ZM189 138L191 139V142L189 141ZM200 139V141L202 140V142L201 143H203V146H201V143L199 142V139ZM17 139H18V142H17ZM26 139V140H25ZM99 139V140H98ZM135 139V140H134ZM176 139H177V141H179V142H176ZM181 141H180V140ZM29 140V141H30ZM103 140H105V141H103ZM118 140V141H117ZM127 140V141H126ZM129 140V141H128ZM140 140L142 141V142H140ZM144 140V141H143ZM206 140V141H205ZM49 141H50V143H49ZM60 141H63V139H62V137H61V140ZM59 141V142H60ZM106 141H107V143L109 144L110 143V145H113V148L111 147L110 148V145H109V147L108 148H105L107 151H104L105 149H104V145H105V143H106ZM122 141H126L125 143L124 142H122ZM133 141H134V143H133ZM156 141V143H154ZM157 141H159L158 143L159 144H161L162 142L163 143H167V144H163L162 146L161 145H159V150H157L158 152H156V149H157V147H158V144H157ZM189 141V142H188ZM198 143H197V142ZM15 142H16V144L17 145H15L14 147H12V149L13 150H11L10 148V145L12 144V145H14L15 144ZM101 142V143H100ZM120 142H122V144L120 143ZM131 142L133 143L132 145H131ZM138 144H137V143ZM151 142V141H150ZM34 143V145H36L37 146V144H38V149H40V148H42V147H44L45 146V148H46V150L47 149H49L48 150V153H47V151L46 150H44L43 149V151H45L47 154H48V156L49 157H51L52 155L54 156V159L51 161V159H49V158H47V159H49L48 161V163H49V167H46V166H48V163H45V164H47L46 166L44 165V162L43 161H46L45 160V158L44 159H42L41 158V156H42V154H41V156H40V153H42V150L40 149V152H39V150H38V152H39V154H38V152L37 153H35L34 154V152L37 150H35L34 148H35V146L34 145H32ZM42 143H43V145H42ZM45 143V144H44ZM112 143V144H111ZM126 143H127V145H126ZM8 144H10V145H8ZM21 144V145H20ZM26 144V145H25ZM93 144V145H92ZM95 144V145H94ZM108 144H106V147H107V145ZM120 144H121V147H120ZM130 144V145H129ZM150 144V145H149ZM154 144V145H153ZM169 144V145H168ZM197 144V145H196ZM19 145V146H18ZM28 145H29V148H27L28 147ZM51 145H53V143L51 144ZM70 145V146H69ZM93 147V146H95L94 147V149H89L88 147H90L91 148V146ZM98 147H97V146ZM124 145L125 146H127V147H124ZM151 145H153V146H151ZM157 145V146H156ZM165 145V146H164ZM189 145H187V146H189ZM194 145L197 147L198 145H200L199 147H197V148H194ZM212 145V146H211ZM2 146V147H1ZM4 146H6L5 147V149L7 148V150H5V149H3V147ZM7 146H9V148L7 147ZM22 148H21V147ZM34 146V147H33ZM83 145H81V147H82ZM116 146H118V147H116ZM155 146V147H154ZM165 147V149H164V147ZM214 146V147H213ZM21 148V150H20V148ZM49 147V148H48ZM50 147H51V149L53 148V150L54 151H52V152H50ZM63 147V148H62ZM64 147H66L67 149H66V152H65V149H64ZM74 147V146H73ZM86 147V148H85ZM97 147V148H96ZM114 147H115V150H114ZM163 147V148H162ZM186 147V146H185ZM209 147V148H208ZM213 148L212 150H211V153H210V148ZM222 147V148H221ZM19 148V149H18ZM35 150H33V149ZM58 148V149H57ZM99 148V149H98ZM123 149V151H121L123 154H125L127 157L129 156V158L131 157V159L133 160V162L135 163V160L136 159H138V160H136V162L138 163V161H141V160H139V159H142V161H148L149 160V158H150V160H152L151 162H153V163H150V165L151 166H154L153 167V169H152V167H147L148 166V164H149V162H147L145 165H147V166H145L144 167V169H143V166L141 167L140 166V164H138L140 167H141V169H140V167L138 168V165H136V163L135 164H133L132 166L133 167H135V165L137 166L136 167V169L138 168L139 170H141L142 171V173H141V171L139 172L138 171V169H137V171H136V169L135 168H132V169H127V170H130L129 172H131L132 174L130 175V173L128 172V171H126V169H121L120 168V171H122V170H124L123 172L124 173H126V174H124L123 176H121V174H123V173H121L118 169H119V163H120V158H119V155H117V153L116 152H118L119 153V151L120 150H122ZM127 149V150H125V149ZM155 148V149H154ZM161 148V149H160ZM198 148H200V150L199 151H201V152H199L197 149ZM222 150H221V149ZM23 149V150H22ZM27 149V150H26ZM32 149V151H33V153H32V151H29V150H31ZM96 149V150H95ZM108 149H110L111 150V152H109L110 150H108ZM118 149H120L119 151H118ZM149 149H152V150H149ZM169 149V151H173V149L172 150H170ZM208 149V150H207ZM3 150H4V152H5V154L3 155L2 153H3ZM11 150V151H10ZM16 150V151H15ZM17 150H19V151H17ZM91 150H93V152L91 151ZM95 150V151H94ZM97 150H100V152L98 153V151ZM147 150V151H146ZM149 150V151H148ZM164 150H166L167 151V155H169V158L167 159V157H165V155H161V154H166V152H164ZM182 150H183V152H182ZM197 150V151H196ZM221 150V151H220ZM6 151L8 152V153H6ZM11 153H10V152ZM14 151V152H13ZM22 151V152H21ZM28 151V152H27ZM86 151V152H87ZM92 153H91V152ZM96 151H97V153H96ZM101 151H103V152H101ZM115 151V152H114ZM184 151H185V153H187L186 151H191L192 152V154H190V155H192L193 157L191 158V156L189 155V154H185L184 153ZM223 151V152H222ZM225 151V152H224ZM18 152H20L19 154H18ZM24 152H27L28 154H26V153H24ZM29 152H31V153H29ZM50 152V153H49ZM128 152V153H127ZM149 152H152L154 155H150V153ZM156 152V153H155ZM162 152V153H161ZM182 152L184 155H182V154H180V153ZM190 152V153H191ZM196 152H199L200 154H198V155H196ZM211 154V157H212V155L214 154V153H216L217 155H215L214 154V156L213 157H216V158H214L213 159V157L211 158L210 156H208V155H210L209 153ZM214 152V153H213ZM246 152V153H245ZM244 152V156L245 155H247L248 154V157L246 158V159H249L250 161H248V163H246V166L245 167H247L248 169L246 170L245 168H243L244 167V165L242 166V167H240L239 166V168H236V169H239V170H237V171H241V179H242V177L243 178H245V176H247L248 175V173L246 174V175H244L243 176V174L242 173H244V171L243 170H245V173H246V171H249V167H251L250 166V163L249 162H251V161H253V158H252V156L254 155V156H256L255 154H253V153H251V156L249 155L250 153L248 152V151H245ZM248 152V153H247ZM51 153H52V155H51ZM111 153V154H110ZM116 153V156H114V154ZM144 154L143 156L144 157H146V160L144 159V157H142V155L141 154ZM147 153H149V154H147ZM177 153H178V155H177ZM189 153V152H188ZM193 153H195V154H193ZM208 153V154H207ZM225 154V156H224V154ZM11 154L14 156H16L17 154L19 155H17L16 157H12L11 156ZM23 154V155H22ZM29 154H31V156L29 155ZM36 154H38V158H40V159H42L41 161L43 162V163H38V162H40L39 160H37V159H35V161H36V163H37V165L38 164H40V165H43V166H40L39 168L42 170V168L44 167V169H46V168H51V171H52V173L54 172V173H56V175H57V179L58 180H56L55 178H52V179H49L48 177H49V175L48 176H45V177H47V179H48V181H51V182H48L47 180H46V178L44 179V175H47V174H45L47 171L48 172H51V171H49L48 169L46 170V172H45V170H43L42 171V173L41 174H39V173H37V172H39L38 171V169H37V176L35 175V174H33V176H32V180H34V179H37V180H35V183L36 184H34V182L32 183L31 181H30V183H29V181H27V179L26 178H28L29 176H30V173H33V172H35V170L32 172L30 169L31 168H34V167H32L31 166V163H33V162H35V161H31V160H33V159H31L30 160V158H33L32 157V155H36ZM76 154V155H75ZM87 154V153H86ZM85 154V156L84 157H89V156H87ZM129 154V155H128ZM135 154H137V155H135ZM139 154V155H138ZM158 154H160V156L158 155ZM206 154H207V156H206ZM221 154V155H220ZM9 155L12 157V159L10 158V162H12L13 161V159L14 158H16V159H19V158H22L21 160H16L17 162L16 163H18V164H14V165H18L19 166V168H23V169H21V170H23L24 172L23 173H25V171H27L28 172V170L26 169V168H29L28 167V164H26V166H24L25 165V161H26V159L30 162L31 161V163H30V173H29V175L27 174V173H25V176L24 177H26V178H24L23 180H21L22 178H23V176L22 175H24V174H22V172H21V176L19 177V178H21L20 180L18 179V176H17V174L18 175H20V169H15L16 167H14V165H13V167H14V170H13V168L10 166L11 164H10V162H9V164L7 165V157H9ZM25 155L27 156V157H25ZM64 155V157H66L65 159H67V156L69 157V159H67V161H74L73 162V164L74 163H76V164H78L79 165V163H81V161L80 160H82V163H83V165L85 166V169H87L88 168V172L87 173H85L86 171L83 169L84 167H82V168H79V169H77V168H73V171H72V169L71 168H69L70 169V171H72V172H70V173H72L73 174V172H74V169L77 171H79L80 169H83L81 172L82 173H84V174H88L89 172L91 173H89L90 175H87V177H89V181H91V178H93V177H91L92 175H93V171L95 170V172L97 171L100 175H101V177L102 176H104V172L105 173H107V172H111L112 173V168H114L115 167V170L117 169V167H118V171L117 172H115V170L113 169V173L111 174H107L108 175V177H109V175H112L113 177V179L112 178H110V179H108L107 180V178H106V180L108 181V184H110V188H112V189H110L109 187H106L108 184L106 183L107 181L104 179L105 177H102L103 179H104V186H105V184H106V186H105V189H104V187L103 186H101V185H103V183H101V177H100V175L97 173V178H95V179H98V177H100V181L98 182V180L96 181L95 180V182H94V178L92 179L93 180V182H90V184H88V187L86 186V183H85V187H87V188H84V187H82V189H80V186L82 185V184H80V183H83V182H85L86 180H88V178H86L85 177V175L84 174H82L81 176L83 177V175H84V177L86 178V179H82L83 180V182H80L79 183V180L77 181V183H76V178L77 179H81V178H78V177H76L75 175V179H69V181H67V179H66V181H64L65 180V178L67 177V176H72V175H68V174H70V173H68V170L69 169H67L66 171H65V173L67 174V176H65L64 175V173L62 174L61 173V171L59 170V168L57 167V165H61V163H62V161L64 162V161H66L65 159H64V157H62ZM66 155V156H65ZM77 155H78V157H77ZM89 155V154H88ZM133 155H135V157L136 156H138V158H135V159H133L134 158V156ZM140 155H141V157H140ZM150 155V156H149ZM221 156V158L219 157V156ZM229 155H231V156H229ZM21 156V157H20ZM28 156H30V157H28ZM56 156V157H55ZM73 156H76L77 157V159H76V157H73ZM80 156V157H79ZM147 156H148V158H147ZM153 156H155V157H153ZM157 156H159V157H157ZM182 156H186V157H188L187 158V160H186V158H185V161H184V158L182 159ZM190 156V157H189ZM223 156V157H222ZM227 156H229V157H227ZM18 157V158H17ZM36 157H37V155H36ZM35 156H34V158H36ZM63 158L64 160H57L58 162H56V158ZM110 157V158H109ZM111 157H112V159H113V161L115 160V162H114V164L111 162L112 160H111ZM160 157H164V159H167L166 161L164 160L163 161V158H162V161L163 162H161L160 164H161V166H160V164H158L159 163V159L158 158H160ZM199 157H201V158H199ZM1 158V157H0ZM24 158V159H23ZM116 158H118L117 160H118V165L116 164V166H115V163L117 162L116 161ZM175 158H176V160H175ZM222 158H223V160H222ZM224 158H225V161H227V163L226 162H224ZM229 158V159H228ZM241 158V157H240ZM239 158V159H240ZM76 159V160H75ZM78 159H79V161H78ZM99 159V160H98ZM148 159V160H147ZM156 159H158V163H156L157 162V160ZM215 159H217V160H215ZM24 160V161H23ZM108 160H111L110 162L112 163V164H110V162L108 161ZM149 160V161H150ZM201 162H200V161ZM213 160V161H212ZM214 160L216 161V162H214ZM263 160H264V157H263V159H262V161H261V163L263 162ZM15 161V160H14ZM61 161V163H59ZM66 161V162H67ZM106 161H107V164H108V162H109V164L111 165V167H110V171L108 170V165L106 164V167L107 168H104V165L105 164H103V165H101L102 163H106ZM141 161V162H142ZM188 161V162H187ZM22 162V163H21ZM51 162V163H50ZM55 162H56V164L57 163H59V164H55ZM184 162V163H183ZM210 162H212V163H210ZM228 162H229V165H228ZM255 162V161H254ZM14 163V162H13ZM53 163V165L55 166L56 165V167H50L51 166V164ZM81 163V164H82ZM140 163V162H139ZM183 164V166L182 165H180V164ZM260 162H259V164H261ZM24 164V165H23ZM34 164V163H33ZM159 165V168H155V167H157L158 165ZM214 164H215V166H217V167H215L214 166ZM83 165H81V166H83ZM112 165H114V166H112ZM157 165V166H156ZM203 165H204V167H203ZM251 165H252V168H253V162H251ZM262 165H264L263 163H262ZM261 165V166H262ZM8 167V169H7V167ZM80 166V167H81ZM100 166H102V167H100ZM228 166V167H227ZM260 166V165H259ZM261 166H260V169H261ZM26 167V168H25ZM38 167V166H37ZM78 167V166H77ZM146 167L147 168H151V169H146ZM214 167V168H213ZM224 167H226V168H224ZM36 168V167H35ZM55 169L56 168V170H53V169ZM101 168H103L102 170H101ZM130 168V167H129ZM176 168V169H175ZM217 168V169H216ZM229 168V169H228ZM241 168V169H240ZM251 168V169H252ZM263 168H264V166H263ZM261 169L260 170V172H255V171H253V172H255V173H253V172H251V169H250V173L253 175V178H254V174H256L257 173V175H261V173H262V171L264 172V169ZM26 169V170H25ZM89 169H91L90 171H89ZM92 169H94V170H92ZM106 169V171H104ZM135 169V170H134ZM161 169V170H160ZM215 169V170H214ZM221 169V170H220ZM235 169V170H236ZM17 170V171H16ZM228 170V171H227ZM12 171H14V174L15 173H17V174H15V175H13L12 174ZM104 171V172H103ZM196 173H195V172ZM243 171V172H242ZM11 172V174L13 175H11V174H9ZM45 172V173H44ZM80 172V171H79ZM76 173L77 175L79 174V177H80V173ZM118 172L119 173H121V174H118ZM137 172H139V173H137ZM167 172V173H166ZM219 172H221L220 174H219ZM229 172V173H230ZM136 175H135V174ZM194 173L196 174L195 176H194ZM2 174H3V176H2ZM42 174H44V175H42ZM64 175V176H62V175ZM75 174V173H74ZM27 175V176H26ZM51 173H50V178H51ZM95 175H96V173H95ZM106 175V174H105ZM106 175V176H107ZM114 175H115V177H116V180H117V178L119 179L118 181H116L115 180V177H114ZM130 177H129V176ZM132 175H133V177H132ZM138 175H139V177H138ZM192 175L197 179V182L196 181H194V180H196V179H194V177L192 178ZM220 175V176H221ZM10 176H11V178H10ZM15 176H17V179L15 178ZM35 176V177H34ZM38 176H40V177H38ZM52 176H54V175H52ZM74 176H72V178L74 177ZM118 176H120V177H118ZM134 176H137V180H136V177H134ZM169 176H171V177H169ZM14 177V178H13ZM41 177H43V179L44 180H42V178ZM63 177H64V179H63ZM125 177V178H124ZM127 177H129V179L127 178ZM132 177V178H131ZM140 177H144V178H146L145 180H144V178L142 179V178H140ZM216 177L218 178V182H217V185H214L213 187H215L214 189H216L215 191H212V193H210V191L209 190H211V185L212 184H215L214 183V180L216 179ZM225 177V176H224ZM224 178V181H226V179H228V177L227 178ZM255 177H257V176H255ZM6 178H8V181H7V179ZM12 178H13V180H12ZM41 178V179H40ZM122 178V179H121ZM138 178H140V179H138ZM219 178H220V181H219ZM230 178V177H229ZM238 179V180H241V179ZM258 179L259 178H262V175L260 176V177H257ZM29 179V178H28ZM31 179H29V180H31ZM131 179V180H130ZM142 179V180H141ZM193 179V180H192ZM231 180H233L232 178H230ZM251 179H252V176H251ZM257 179V180H258ZM19 180V182L20 181H22L21 183H19V182H17ZM56 180V181H55ZM70 180H75V181H73V182H70ZM109 180H110V182H109ZM129 182H128V181ZM140 181V183L138 184V183H134V181ZM194 181V183H192V181ZM212 180V181H211ZM229 180V179H228ZM243 180V179H242ZM256 180V178L255 179H252V181H253V184H250L249 183V186L247 185L248 184V181L249 180H246V179H244L243 181H246L247 183H245V182H243V183H241V181H239V183L241 184H239L238 183V186H237V180H234L233 182L236 184V185H234L235 187H241L242 186V184H243V186H242V190H240L239 191V189H237L238 190V192L239 193H241V195L243 196V194L245 195V193H244V190H243V188H245V186H246V189H247V187L248 188H251V186L253 185L254 187H255V181H257ZM6 181H7V183H6ZM45 181H47V183L45 182ZM57 181H58V183H57ZM103 181V180H102ZM113 181V182H112ZM114 181H115V184L116 183H120V184H116V185H114ZM123 182V184H122V182ZM131 181H133V182H131ZM138 181V182H139ZM155 181V182H154ZM251 181V182H252ZM264 180L262 179V181L261 182H263ZM12 182H13V184H12ZM16 182L18 183V187H17V185H16ZM55 182V183H54ZM99 183V187H97V186H95V184H98ZM258 182V181H257ZM261 182H260V180H259V186H260V184H261ZM25 185L26 183H28V185L26 184L25 185V187H23L24 185ZM70 183H72V184H70ZM100 183H101V185H100ZM131 184V185H133V186H131V185H128V184ZM179 183H181V185H179ZM184 183V184H183ZM187 185H186V184ZM4 184H7L6 186H9L8 188H7V191H6V188L4 189ZM14 184H15V186L17 187V188H19V193L17 192V188L16 187H14ZM20 184H22V186L20 185ZM33 184V185H32ZM56 184H57V186H56ZM58 184H61V185H59V188L60 189H58ZM64 184H65V187H63L64 186ZM135 184H137V185H135ZM167 184V185H166ZM4 185V186H3ZM43 185V186H42ZM84 185V184H83ZM82 185V186H83ZM174 185H175V187H174ZM203 185H204V187H203ZM245 185V186H244ZM251 185V186H250ZM256 185H257V183H256ZM45 186V188H43ZM47 186H49L48 188H47ZM60 186H62V187H60ZM79 186V187H78ZM101 186V187H100ZM114 186H115V188H114ZM119 186V187H118ZM167 186H169V187H167ZM181 186L184 188V186H185V188H184V190H183V188H181ZM253 186H252V188H253ZM12 187H14V189L16 190H13L12 189V191L13 192H11V188ZM52 187V188H51ZM55 187H57V190H56V188ZM68 187V188H67ZM73 187H78V192H80L81 190V192L80 193H82V194H77V196L75 195L76 193H77V188L76 189H74ZM123 187V188H122ZM179 187V188H178ZM234 187V188H235ZM257 187H258V185H257ZM257 187L254 189L255 191H256V189H257ZM25 189V190H23V189ZM40 188V189H39ZM63 188H64V191H63ZM120 188V189H119ZM260 188V187H259ZM4 189V190H3ZM38 189V190H37ZM51 189H52V191H51ZM62 189V190H61ZM68 189V190H67ZM74 189V190H73ZM83 189H84V191H83ZM86 189V190H85ZM87 189H88V191H87ZM107 189H108V191H107ZM195 189V190H194ZM205 189H208L207 190V192H206V190ZM213 188H212V190H214ZM220 189V188H219ZM218 189V190H219ZM10 190V191H9ZM22 190H23V192H22ZM27 190V191H26ZM35 190V192H34V195H35V198L36 197H38V198H40V200H37L38 198H34V195H31V194H29L28 192H30V193H32L33 191ZM43 190V191H42ZM60 190V191H59ZM69 190H70V192H69ZM111 190V191H110ZM114 190V191H113ZM221 190V189H220ZM232 190V189H231ZM248 191L249 190H251V189H247ZM258 190V189H257ZM16 193H18V194H15V192ZM27 192L28 194H26L25 192ZM38 191V193H36ZM49 191H51L52 193H49ZM59 191V192H58ZM63 192V195H62V192ZM66 191V192H65ZM72 191H76L75 192V194H74V192H72ZM85 191H87V192H85ZM92 191V192H91ZM118 191V192H117ZM172 191H174L173 193L175 194H173L172 193ZM192 193H191V192ZM246 191V190H245ZM253 191V190H252ZM251 191V192H252ZM43 192H48V193H46V195L48 194V196L46 197V195H45V197L44 196H42L43 194H45V193H43ZM57 193V194H55V193ZM85 192V193H84ZM109 192H111V193H109ZM113 192H114V194H113ZM116 192V193H115ZM153 192V193H152ZM181 193V195L180 194H177V193ZM205 192V193H204ZM214 192H215V194H216V197H218V201L217 200H215V198H214ZM229 193H231V191L229 190L228 191ZM243 192V193H242ZM36 193V194H35ZM61 194V196L60 197H58V195H60ZM68 195H67V194ZM84 193V194H83ZM92 193V194H91ZM124 195H123V194ZM204 193V194H203ZM228 193V194H229ZM232 193H234V192H232ZM232 193H231V195H232ZM235 193H236V191H235ZM22 194H24V195H22ZM28 195V197H30L29 195H31V198L29 199V200H33V198H34V200H33V202H31V201H26L25 202V200H27L28 199V197L26 198V197H24V196H26V195ZM33 194V193H32ZM38 194V196H36ZM50 194V195H49ZM72 194H73V196H72ZM86 194V195H85ZM172 195V197H171V195ZM180 195L181 197H179V198H177V195ZM191 194V195H190ZM210 194H211V196H210ZM248 196H249V193L247 192L246 193ZM251 194V193H250ZM65 195H67V196H65ZM81 195V196H80ZM83 195V196H82ZM100 195V196H99ZM108 195V196H107ZM112 195V196H111ZM122 195H123V197L124 198H121L122 197ZM139 195H140V197H139ZM173 195H174V197L176 196V198L178 199H174L176 202H177V204L178 203H180L183 207H189V209H188V211H187V209H186V211H185V209H183V207H180L181 205L180 204H178V205H180V206H178L179 207V209H176V208H178L177 206H176V202L174 203V202H171V201H174L173 200ZM190 196L189 198L187 197V196ZM224 195H225V197H224ZM238 195V194H237ZM240 195V196H241ZM247 195H245V197L247 196ZM261 195H262V192H261ZM33 196V197H32ZM40 196V197H39ZM52 197V198H50V197ZM55 196H57L58 197V199H57V197H55ZM117 196V197H116ZM184 196V197H183ZM197 196V197H196ZM206 196V197H205ZM21 197V198H20ZM22 197H24V199L22 198ZM44 197V198H43ZM67 197V198H66ZM164 197V198H163ZM171 197V198H170ZM183 197V198H182ZM202 197V198H201ZM227 197V198H226ZM48 198V199H47ZM60 198H61V200H60ZM113 198H115V199H113ZM118 198V199H117ZM120 198V199H119ZM169 198V199H168ZM186 198V199H185ZM204 198V199H203ZM210 199V200H212V198H213V200L212 201H216V202H214V204L212 203V204H210V201H208V203H207V200L208 199ZM224 198V199H223ZM244 198V197H243ZM19 199V200H18ZM191 199V201H189V200ZM194 199H195V201H194ZM202 199V200H201ZM207 199V200H206ZM248 198L246 197V199H244L245 201H248L247 200ZM20 200H22V201H20ZM55 200V201H54ZM58 200H60V201H58ZM63 200H64V204L66 203L67 204V202H69V204L70 203H72V205H70L69 206V209H68V206L65 204V207H63V206H59V205H62L63 204ZM164 200V201H163ZM169 200H171V201H169ZM184 200V201H183ZM202 202H201V201ZM203 200H204V202H203ZM250 200V199H249ZM38 201V202H37ZM52 201H54V202H52ZM65 201H67V202H65ZM118 203H117V202ZM182 201V202H181ZM185 201H186V203H185ZM194 201V202H193ZM23 202V203H22ZM30 202L31 203H34L35 205H33V204H30ZM37 202V203H36ZM61 202V203H60ZM75 202V203H74ZM77 202V203H76ZM163 202H165V203H163ZM172 204H171V203ZM201 202V203H200ZM14 203H15V205H14ZM26 203V204H25ZM59 203V205H57V204ZM100 203H102V204H100ZM113 203V204H112ZM167 203H169L170 205H172L171 207H169L168 205H167ZM173 203H174V207H173ZM192 203H195V206H194V204L192 205ZM198 203V204H197ZM203 203V204H202ZM16 204L18 205H23V208H25V209H23V210H25V211H20L21 209H22V206H21V208H20V210L17 208V206H16ZM28 204H30V205H28ZM53 204H56V206L55 205H53ZM68 204V205H69ZM116 204V205H115ZM119 204V205H118ZM184 204H185V206H184ZM206 204H208V205H206ZM27 205V206H26ZM191 205H192V208H191ZM15 206H16V208H17V210L19 211L18 213H20L21 212V214L20 215H18V213H16V211L17 210H14V209H16L15 208ZM36 207V212H35V214L36 215H34V214H31V215H33L35 218H37V219H33L32 220V217H31V215H30V212L31 213H33L32 212V210L30 209V208H32V209H34L33 211H35V208H33V207ZM39 206V207H38ZM99 206L101 207V209H98L99 208ZM117 206V207H116ZM165 206L166 207H168L167 209L165 208ZM19 207V206H18ZM26 207L28 208L29 207V209H28V211H26ZM75 207V209H72V208H74ZM108 208V210H111V212L110 213H108V210H106V209H103V208ZM185 207V208H186ZM193 207H194V210H193ZM39 208V209H38ZM62 209V211H61V209ZM169 208H174V211L172 210V209H169ZM181 208V209H180ZM190 208H191V210H190ZM196 208V209H195ZM45 209V210H44ZM70 209H72V210H70ZM94 209V210H93ZM207 209V210H206ZM29 210H31L30 212H29ZM52 212H51V211ZM66 210V211H65ZM74 210H76V211H74ZM91 210V211H90ZM160 210H165V211H161L162 212V214H161V212H160ZM166 210H167V212H166ZM172 210V211H171ZM177 210L178 211H185L186 213H188L189 211V216L187 217V215L185 216V212L182 214V215H180V213H178L177 212ZM193 210V211H192ZM198 210H200V208H198ZM42 211H43V215H42ZM74 211V212H73ZM93 211V212H92ZM116 211V212H115ZM132 211V212H131ZM182 211V212H183ZM191 211H192V213H191ZM23 212H24V215H30L29 217H31L30 219L32 220V221H34V223H35V220H37L36 221V223H37V225H36V228H34V230H33V227H34V225L36 224H34L33 222H31V223H29L28 221L30 220L28 217L26 218L25 216V218L26 219H28L27 220V222L26 223H28V224H30V225H26V223H25V221L24 220H22L21 221V219L19 218V217H22V215H23ZM25 212H29V213H27V214H25ZM66 212V214L68 215H66V214H64ZM68 212V213H67ZM101 212V213H100ZM103 212V213H102ZM123 212V213H122ZM147 212V213H146ZM176 213L175 215H178L179 217H181L182 219L184 218V216L185 217H187L186 219H192L191 221H188V220H186V219H183L184 221H182V222H184V223H179V224H182V225H180V231L178 230V221H181V219H179V217H177V216H175V215H172V216H170L171 214H168V213ZM181 212V213H182ZM263 213H264V211H262ZM39 213V214H38ZM45 213H50L49 215H45ZM52 213H55V214H53V215H51ZM84 213V212H83ZM83 213H82V215H83ZM84 213V214H85ZM100 213V214H99ZM106 213H108V214H106ZM112 213H114V214H112ZM130 213V214H129ZM133 213V214H132ZM160 213V214H159ZM106 214V215H105ZM163 214H165V215H163ZM192 214V215H191ZM199 214H201V215H199ZM62 215V217H60ZM76 215V214H75ZM96 215H99L98 216V218H96ZM108 215V216H107ZM131 215H133V216H130ZM139 215V216H138ZM158 215H160V216H164V218H162V217H160V216H158ZM46 216V217H45ZM47 216H52L50 219H49V217H47ZM111 216V217H110ZM113 216V217H112ZM130 218H129V217ZM137 216H138V218H137ZM145 216V215H144ZM153 216L154 217H156V218H158V220H160V221H158L160 224L162 223V226H159L160 224L158 223V225L156 224L157 222V220L155 219V218H153ZM158 216V217H157ZM198 216H196V217H198ZM23 217V218H24ZM33 217V218H34ZM59 217V218H58ZM99 217H101V218H103V220L105 219L106 220V218L107 217H110V219H107L106 220V223H108V224H106V223H104V221L102 220V221H99L100 220V218ZM106 217V218H105ZM198 217V218H199ZM24 218V219H25ZM74 218V219H73ZM95 218H96V220H95ZM127 218H129V220L131 219V221H125V219L127 220ZM177 218L179 219L178 221H177ZM97 219H99V220H97ZM146 219L148 220V223H147V221H146ZM152 220V219H154V222H152V221H150V220ZM30 220V221H31ZM72 220H73V222H72ZM92 220V221H91ZM114 221L115 223H112V222H110V221ZM162 220V221H161ZM24 221V222H23ZM67 221H69V222H67ZM74 221H75V224H74ZM79 220H77V222H78ZM125 221L126 223H123V222ZM186 221H188L189 223H190V226H193V223H194V225H195V227H193L192 229L193 230H190L189 229V223H188V227H186L187 225V223L185 224V222ZM192 221H193V223H192ZM42 222V223H41ZM55 222V223H54ZM67 222V223H66ZM89 222L91 223V224H89ZM99 222H102V224H100ZM112 223V224H110V223ZM141 222V225H143V223ZM68 223H70V226L68 227ZM94 223H96V224H94ZM120 223V224H119ZM129 223V224H128ZM24 226H23V225ZM66 224H67V227H68V229H67V227H65L66 226ZM98 224H100V225H98ZM124 224V225H123ZM133 223H131L130 225H132ZM135 224H133L134 225V228L136 229V228H138V229H136L137 231H140L141 232V230H149V226L147 225V229H145L146 228V225H144V226H140L139 225V227L138 226H136ZM166 224V225H165ZM174 225V226H171V228L169 227L170 225ZM177 224V225H176ZM185 224V225H184ZM32 225V226H31ZM94 225H98V226H94ZM108 225V226H107ZM169 225V226H168ZM184 225V227H181V226H183ZM25 226H27L26 228H25ZM31 226V227H30ZM117 226V227H116ZM125 228H124V227ZM158 226V227H157ZM176 226H177V228H176ZM113 227V226H112ZM157 227V228H156ZM170 228V231H167V230H169L168 228ZM175 227V228H174ZM38 228V229H37ZM55 228V229H54ZM66 228V229H65ZM130 228V229H129ZM174 228V229H173ZM182 228V229H181ZM59 229V230H58ZM119 229V228H118ZM121 229V228H120ZM172 229V230H171ZM198 229V230H197ZM57 230V231H56ZM136 230H134V231H136ZM147 230V231H148ZM157 230V231H156ZM159 230V231H158ZM179 232H178V231ZM197 230V231H196ZM43 231V232H42ZM64 231V232H63ZM193 231H195V232H193ZM41 232H42V234H41ZM51 232V233H50ZM142 232H144V231H142ZM174 232V231H173ZM197 232V233H196ZM33 233V234H32ZM46 233L48 234L47 236H45L46 235ZM179 233H181L180 235H178ZM192 233V234H191ZM206 233V232H205ZM30 234H31V236H30ZM45 234V235H44ZM156 234V233H155ZM195 234H198V236L199 235H201L202 237H198L197 235H195ZM33 235V236H32ZM53 235V236H52ZM21 236V237H20ZM26 239V240H24V238ZM34 239H33V238ZM22 238H23V240H22ZM187 239V240H186ZM204 241V242H203ZM6 244H5V243ZM24 244H23V243ZM197 244H196V243ZM0 243V244H1ZM207 243V242H206ZM28 244V243H27ZM1 246L3 247V246H5L4 248H1ZM23 247V246H22ZM21 247V248H22ZM21 248H19V250L18 251H21ZM157 253L159 252V251H156ZM159 254V253H158ZM158 254H156L155 255V252H153V253H151V254H149L148 255V257H146V259H144V261H145V263L146 264H149V263H151L152 264V262H153V264H160V263H162V264H167L168 263V258H166L165 259V256H163V259L161 258L162 257V255H161V257H160V259H161V261H160V259H159V256H160V254L158 255ZM154 256H156V258L154 257ZM153 259H155V262L153 261ZM164 259H165V261H167V263L166 262H164ZM13 260V261H12ZM157 260V261H156ZM157 262V263H156Z\"/></svg>","mask_w":264,"mask_h":264},{"label":"bare ground","instance_id":"bare-ground-1","mask_svg":"<svg viewBox=\"0 0 264 264\" xmlns=\"http://www.w3.org/2000/svg\"><path fill=\"white\" fill-rule=\"evenodd\" d=\"M50 0H48V2H49ZM70 1H74V0H70ZM78 1L79 0H77V3H78ZM82 1V2H81ZM80 2L81 3H79V4H82L83 2L85 3V1H83V0H81ZM93 1V0H92ZM18 2V1H17ZM15 3L14 2V4L16 5V7H17V4L18 3ZM37 2V1H36ZM38 2H39V0H38ZM46 2V1H45ZM57 2H59V1H57ZM88 2H89V0H88ZM4 3V2H3ZM77 3H75L74 5H77ZM90 3V2H89ZM125 3H129L130 5H131V7H132V10H133V13L136 15V18H138V19H143V18H145L146 19V21H148L149 20V22L151 23V25H152V27H150L149 29L147 28L149 25V23L147 24L148 26L146 27L147 29H145V30H140V29H144V28H142V27H140V29H138L137 27H134V26H128V23H130V22H128V20H127V16H126V14H125V7H124V4ZM11 3H9L8 5H10ZM20 4V3H19ZM38 4V3H37ZM40 4H41V2H40ZM49 4V3H48ZM73 4V3H72ZM72 4H68L67 3V5H72ZM90 4H92V2L90 3ZM52 5V4H51ZM66 5V6H67ZM84 5V4H83ZM88 5V4H87ZM93 7H94V10L97 12L96 14H93V15H91L92 17H88V20H85L86 22H85V24H86V26L84 27L83 26V28H87V33H88V36L89 37H87L88 38V40H91V42H89V45H91V47L92 46H95L96 45V43H98V41H97V38L99 39L100 37H105V38H108L109 40L108 41H110V40H112L111 42L113 43V42H117V43H115L114 44V46L109 42L108 43V41H106L105 40V42L104 43H106V44H109L108 45V49H111V47L113 46V47H126V44L128 43H135L136 45H137V47H136V45H134L135 47H136V50H137V52L138 53H141V54H144V55H150V56H154V55H152V54H154V53H159V54H161L163 57H165V56H171L172 57V59L170 58H168L169 59V61L170 60H172L173 62H175L174 61V59L173 58H176V57H178L179 55H181V54H183L182 52L184 51V52H186V51H191V50H194V52L192 51L191 52V54H190V56H191V66L192 67H194L193 68V70H192V68H191V70L193 71V73L195 74L194 75V77L195 78H197V76H200V81H202V83H201V85L203 84V86H201V87H203V88H201L200 87V90L199 91H204V92H201V93H199V94H204V96L206 97V95L208 96L209 94H208V92L209 91H211V92H214L212 95H214V97L216 98V96H218L219 94H222V96L223 97H225V96H227L228 97V99L229 100H231V98H232V96H233V94H235V93H237V92H235V91H237V89H239L240 88V90H238L239 92L237 93V94H235L237 97H240L239 95H242V96H244V97H247V98H249V99H252V100H254L255 99V101L254 102H256V96H257V92H258V90H259V88H263L264 89V0H96L93 4ZM33 6L34 5H32V7H31V9H33ZM53 6V5H52ZM55 6V5H54ZM61 6V5H60ZM62 6H65V5H62ZM80 6V5H79ZM88 6H90V5H88ZM126 6H127V4H126ZM14 7V5L12 4L11 6H9L7 9H4L5 11V14L1 17V22H0V24H2L3 26H2V28H4L5 26H7L9 23H13V25L14 26H16L15 25V23L17 22H15V20H16V18H19V16H21V14L18 16L17 14H15V13H13L14 11H15V9H17V8H13ZM49 7V6H48ZM56 7V6H55ZM72 7H74V6H72ZM30 7H28V9H29ZM41 8V7H40ZM81 8V7H80ZM79 8V9H80ZM47 9H49V8H47ZM86 9V8H85ZM93 8H91V10H92ZM130 9V8H129ZM18 10V9H17ZM22 10V9H21ZM50 10H52V9H50ZM54 10V9H53ZM56 10V9H55ZM65 10H66V8H65ZM64 10V12L66 13V11ZM69 10V9H68ZM70 10H72V9H70ZM128 10V9H127ZM127 10H126V13L127 14H129V11L127 12ZM131 10V11H132ZM32 11V10H31ZM47 11H49V10H47ZM94 11V12H95ZM33 12H34V10H33ZM53 12V11H52ZM52 12H50V13H52ZM81 12H83V11H81ZM22 13V12H21ZM25 13H27V12H24L23 11V13H22V15L23 14H25ZM31 13V12H30ZM54 13V12H53ZM69 13V12H68ZM73 13H77L78 14V12H77V10L75 9L74 11H73ZM86 13H88V12H86ZM89 13H91V12H89ZM262 13V14H261ZM70 14H72V13H70ZM79 14H80V12H79ZM78 14V15H79ZM84 14V13H83ZM74 15V14H73ZM86 15V14H85ZM51 16H52V14H51ZM58 16V15H57ZM67 16H70V15H67ZM67 16H65L66 17V19L64 18V14H63V16H61V20H62V22H59L60 20H58V18H57V22L55 23V25H54V27H53V34H52V37L54 38V40H53V42L55 43V45H59V44H61L63 41H64V39L63 38H65L66 36H64L66 33H65V31H64V29L65 30H67L66 28H67V22H68V20L69 19H73L74 18V16L72 17V18H68ZM87 16V15H86ZM130 16V15H129ZM54 17V16H53ZM82 17V16H81ZM28 18V17H27ZM31 18H33V17H31ZM51 18V17H50ZM64 18V19H63ZM77 18H79V16L77 17ZM133 18H134V16H133ZM259 18H261L260 20H261V22L259 21ZM20 19H23V18H20ZM36 19V18H35ZM35 19H34V21H35ZM43 19V18H42ZM55 19V18H54ZM75 19V18H74ZM73 19V22H75V20ZM132 19V18H131ZM148 19V20H147ZM32 19H30V21H31ZM48 22H49V20H51V19H49V17H48ZM46 20V21H47ZM56 20V19H55ZM64 20V21H63ZM20 21V20H19ZM66 21V22H65ZM70 21V20H69ZM136 21V20H135ZM23 22H24V19H23ZM51 22V21H50ZM65 22V23H64ZM70 22H72V21H70ZM78 22H79V19H78ZM83 22V21H82ZM19 23V22H18ZM44 24L45 23H47V22H45V20H44V22H43ZM80 23V22H79ZM136 23H137V21H136ZM139 23H140V21H139ZM258 23H260L259 25H258ZM20 24V23H19ZM43 24V25H44ZM77 24V23H76ZM133 24V23H132ZM138 24V23H137ZM18 25V24H17ZM32 25V24H31ZM50 25V24H49ZM70 25V24H69ZM80 25V24H79ZM78 25V26H79ZM135 25V24H134ZM13 26V27H14ZM29 26V25H28ZM136 26V25H135ZM140 26V25H139ZM249 26H251V29L253 30V26H254V28H255V26H259L258 27V36H256V40L254 39V41H252V38L250 37V36H247L248 34V28H249ZM11 27V26H10ZM24 27V26H23ZM40 27V26H39ZM38 27V28H39ZM80 27V26H79ZM20 28V27H19ZM18 28V29H19ZM26 28H27V26H26ZM70 28V27H69ZM74 29H75V27H74ZM49 30V29H48ZM257 30V29H256ZM250 31V30H249ZM46 32V31H45ZM70 32H72V31H69V33ZM75 32V31H74ZM77 32V31H76ZM28 34V33H27ZM68 34V33H67ZM66 34V35H67ZM73 34V33H72ZM247 34V35H246ZM49 35H50V33H49ZM48 35V36H49ZM252 35V34H251ZM1 36V35H0ZM77 36V35H76ZM80 36H83V35H79L78 37H80ZM49 38V37H48ZM52 38V39H53ZM67 38V37H66ZM81 38V37H80ZM84 38V37H83ZM86 38V37H85ZM44 39H46V38H44ZM73 39H74V37H73ZM47 40V39H46ZM68 40H70V39H68ZM85 39H83V41H84ZM72 41H74V40H72ZM76 41H77V39H76ZM76 41H74V42H76ZM83 41L82 42H79V43H82L83 45L82 46H85L86 47V45H87V47H88V42L85 40V42L83 43ZM52 42V44H54ZM70 42V41H69ZM73 43V42H72ZM77 43V45H78V42H76ZM248 43V44H247ZM63 44V43H62ZM100 44H102V43H100ZM98 45L99 47H100V49H102V45ZM117 44V45H116ZM13 45H15V44H13ZM31 45V44H30ZM47 44H45V46H46ZM76 45V46H77ZM105 45V44H104ZM112 45V46H111ZM116 45V46H115ZM245 45V48L243 47ZM16 46V45H15ZM48 46H49V44H48ZM54 46V45H53ZM102 46V47H101ZM47 47V46H46ZM75 47V46H74ZM78 47V46H77ZM110 47V48H109ZM112 47V48H113ZM243 47V48H242ZM52 48V47H51ZM54 48V47H53ZM53 48L51 49L52 51H53ZM56 48V47H55ZM61 48V47H60ZM76 48V47H75ZM75 48H73V49H75ZM95 47H93L92 48V51H94L93 49H94ZM98 48V47H97ZM131 48V47H130ZM223 48H227V49H230V51L231 52H233V54L234 55H236V54H241V55H245V57H247L246 55H248V56H250V57H252V58H254L255 56H257V58L255 59V60H253V63H252V61L250 62V60H248L250 63H252V65L250 66V65H247L246 64V62H244L245 60H240V59H237L236 58V60H237V62L236 63H234L233 65H234V67L233 66H231L232 65V63H229V64H227V63H225L226 61H227V59H229V58H227L226 60H225V62H218L217 60H215V61H212L211 59L209 60L208 59V57L207 56H210L211 54V52H213V54H214V52H216V51H218V50H220V51H222V49ZM42 49V48H41ZM58 50H59V48H57ZM62 49V48H61ZM83 49V48H82ZM87 49V48H86ZM88 49H90V47L88 48ZM132 49V48H131ZM195 49H196V51H195ZM227 49H226V51H227ZM44 50H45V48H44ZM48 50H50L49 49V47H48ZM50 50V51H51ZM76 50H77V48H76ZM103 50H104V47H103ZM112 50V49H111ZM116 50V49H115ZM135 50V51H136ZM49 51V52H50ZM61 51V50H60ZM59 51V52H60ZM63 51V50H62ZM86 52V51H88V50H83V52ZM99 51V50H98ZM106 50H104V52H105ZM109 51V50H108ZM107 51V52H108ZM118 51H119V49H118ZM133 52H134V48H133V50H132ZM182 51V52H181ZM189 51V52H190ZM29 52H33V50L32 51H29ZM56 52H58V51H55L54 53H56ZM58 52V53H59ZM63 52H65V51H63ZM106 52V53H107ZM121 52V51H120ZM223 52H225V51H223ZM8 53V52H7ZM11 52H9V54H10ZM53 52H51V53H46V55L44 56L45 58H44V60L41 58L40 60H42V61H45V63H46V66L47 65H51V64H53L54 63V59L57 61V65H61V64H58V58H57V55H55ZM58 53H56V54H58ZM65 53H68V52H65ZM70 53H72L73 54V50L72 51H70ZM69 53V54H70ZM110 53V52H109ZM115 53V52H114ZM221 53V52H220ZM5 54V53H4ZM33 54V53H32ZM72 54H70V55H72ZM90 54L91 53H89V55L87 56V57H91L90 56ZM117 54V53H116ZM119 54V53H118ZM129 54V53H128ZM209 54V55H208ZM227 54H229V53H227ZM14 55L15 54H13V58H14V61H15V57H14ZM54 55L56 56V58H54ZM59 55V54H58ZM65 55V54H64ZM64 55L62 56V58L64 57ZM74 55V54H73ZM78 55V54H77ZM84 55V54H83ZM85 55H87V54H85ZM92 55V54H91ZM97 55V54H96ZM96 55H94L93 54V56H95L96 57ZM122 55H127V54H122ZM122 55L120 56V57H122ZM135 55V54H134ZM134 55H131V54H129V56L128 57H130V56H133L134 57ZM158 55V54H157ZM189 55V54H188ZM225 55V54H224ZM4 56V55H3ZM9 56V55H8ZM33 56V55H32ZM65 56H68V54L67 55H65ZM82 56V55H81ZM139 56H141V55H139ZM143 56V55H142ZM149 56V57H150ZM181 56H183V55H181ZM181 56H179L180 58H181ZM185 56V55H184ZM215 56V55H214ZM219 56V55H218ZM238 56V55H237ZM2 57V56H1ZM5 57H7L6 55H5ZM11 57H12V54H11ZM10 57V58H11ZM70 57H73V56H70ZM69 56H68V58H64V59H66L64 62H66V61H68L69 60V58H70ZM78 56H76V58H77ZM84 57V56H83ZM86 57V56H85ZM111 57H113V56H111ZM116 57H117V55H116ZM118 57H119V55H118ZM125 57V56H124ZM137 58H139L138 57V55L136 56ZM135 57V58H136ZM178 57V58H179ZM211 57V56H210ZM213 57V56H212ZM240 57H242V56H240ZM245 57H243V58H245ZM250 57H248L249 59H250ZM8 58V60H7V62L9 61V57H7ZM60 58V57H59ZM75 58V60L76 61H78L77 59ZM89 58L87 59V60H89ZM105 58V57H104ZM103 57L101 58V59H104ZM108 58H110V56L109 57H107V59ZM142 58V57H141ZM145 58V57H144ZM143 58V59H144ZM152 60H155V59H153L154 57H150ZM156 58V60H157V57H155ZM179 58V59H180ZM184 58V57H183ZM216 58V57H215ZM219 59V61H220V57H218ZM251 58V59H252ZM12 59V58H11ZM10 59V60H11ZM27 59V58H26ZM63 59V60H64ZM68 59V60H67ZM74 59V58H73ZM72 58H70V60H73ZM84 59V61H85V58H83ZM91 59V58H90ZM107 59H105L106 60V62H107ZM116 58H114V60H115ZM117 59H120V58H117ZM164 59V58H163ZM179 59L177 60V62L179 63ZM187 59V58H186ZM185 59V60H186ZM213 59V58H212ZM223 59V58H222ZM225 59V58H224ZM235 59V58H234ZM13 60V59H12ZM11 60V61H12ZM17 60V59H16ZM62 60V59H61ZM97 60H99V59H97ZM121 60H123L122 58H121ZM137 61H138V59H136ZM139 60H140V58H139ZM145 60V59H144ZM147 60H150V59H147ZM146 60V61H147ZM161 60V58L159 59V60H157L156 62H161L160 61ZM176 60V59H175ZM184 60V59H183ZM234 61L233 59H229L228 61ZM235 60V61H236ZM2 61H4V62H2V66L0 65V67H5L6 65H3V63H5L6 62V60L4 59V60H2ZM14 61H12V62H14ZM55 61V62H56ZM90 61V60H89ZM95 61V60H94ZM113 61V60H112ZM119 61V60H118ZM137 61H135L134 63H136ZM182 61V60H181ZM186 61H189L188 59L186 60ZM186 61H184V63L186 62ZM227 61V62H228ZM21 62H26V61H21ZM29 62V61H28ZM28 62H26L27 64L26 65H28ZM62 62V61H61ZM101 62V61H100ZM113 62H115V61H113ZM142 62H144L143 60H142ZM155 62V63H156ZM167 63H168V61H166ZM183 62V61H182ZM15 63V62H14ZM13 63V64H14ZM30 63V62H29ZM34 63V62H33ZM32 63V64H33ZM38 63V62H37ZM44 63V62H43ZM67 64H68V62H66ZM93 63V62H92ZM102 63V62H101ZM103 63H104V61H103ZM117 63V62H116ZM140 63V62H139ZM148 63V62H147ZM151 63V62H150ZM170 63V62H169ZM183 63V64H184ZM0 64H1V62H0ZM10 62H8V66H13L12 64H10ZM20 64V62H18L17 63V66ZM56 64V63H55ZM90 64H91V62H90ZM120 64V63H119ZM149 64V63H148ZM186 64V63H185ZM231 64V65H230ZM16 65V64H15ZM22 65V64H21ZM26 65H24V66H26ZM34 65V64H33ZM40 65H41V63H40ZM57 65H55V67L57 66ZM80 65V64H79ZM81 65H82V63H81ZM80 65V66H81ZM88 65V64H87ZM86 65V66H87ZM93 65V64H92ZM100 65V64H99ZM99 65H98V68H100V70H101V66H103L104 68H108L109 66H106L105 64L103 65H100V67H99ZM108 65V64H107ZM116 65V64H115ZM122 65V64H121ZM123 65H125V64H123ZM132 65V64H131ZM139 65V64H138ZM141 65V64H140ZM146 65V64H145ZM169 65V64H168ZM182 65V64H181ZM43 65H41V67H42ZM74 66V65H73ZM78 66V65H77ZM83 66V65H82ZM90 66V65H89ZM88 66V67H89ZM95 66H97V65H95ZM135 64H134V66H133V68H134V70L136 69L135 68ZM147 66H149V65H147ZM171 66V65H170ZM14 67V66H13ZM19 68V70H20V66H18ZM22 67H23V65H22ZM27 67V66H26ZM26 67H25V69H26ZM54 67V66H53ZM62 67V66H61ZM61 67H59V68H61ZM88 67H87V69L86 70H90V68L91 67H89V69H88ZM103 67H102V69H103ZM137 67V66H136ZM140 67V66H139ZM145 67V66H144ZM152 67V66H151ZM176 67H179V66H176ZM182 67V66H181ZM179 68V69H182V68ZM186 67V66H185ZM7 68V70H2L3 72H5L6 71V73L8 74V73H12L13 72V74L14 75H12L13 77H15L16 75H17V73H16V75H15V70L13 69H11L10 67H6ZM15 68V67H14ZM28 68V67H27ZM63 69H64V67H62ZM75 68H77V67H75ZM82 68V67H81ZM97 68V67H96ZM97 68V69H98ZM112 68V67H111ZM117 68H118V66H117ZM126 68V67H125ZM131 68V67H130ZM132 68V69H133ZM141 68H143V67H141ZM140 68V70L141 71H143V69H141ZM149 68V67H148ZM171 68V67H170ZM50 69H53V68H50ZM79 69V68H78ZM83 69V68H82ZM94 69V68H93ZM114 69H116L115 68V66H114ZM123 69V68H122ZM150 69V68H149ZM155 69V68H154ZM169 69V68H168ZM175 70H176V68H174ZM179 69L177 70L178 72H179ZM186 69H187V67H186ZM190 69V68H189ZM10 70V71H9ZM16 70H17V68H16ZM42 70H44L45 71V67L43 68L42 67ZM58 70V69H57ZM56 70V71H57ZM76 70V69H75ZM95 70V69H94ZM99 70V69H98ZM118 70V69H117ZM124 70V69H123ZM127 70V69H126ZM151 70H153V69H150L149 70V72L151 71ZM175 70H173L172 68H171V71L170 72H168V73H173ZM184 70V69H183ZM18 71V70H17ZM43 71V72H44ZM63 71V70H62ZM108 71V70H107ZM140 71V72H141ZM155 71H156V69H155ZM163 71L164 72H166L164 69H163ZM177 71H175V72H177ZM77 72V71H76ZM78 72H81V73H79V74H82V71H79L78 70ZM87 72H91V71H87ZM113 72H115V71H113ZM112 72V73H113ZM162 72V71H161ZM160 72V73H161ZM166 72V73H167ZM187 72H188V70H187ZM191 72V71H190ZM84 73V72H83ZM93 73V72H92ZM116 73V72H115ZM130 73V72H129ZM153 73H154V71H153ZM156 73V72H155ZM154 73V74H155ZM172 73L170 74V76L172 75ZM59 74V73H58ZM67 74V73H66ZM76 74V73H75ZM89 74V73H88ZM91 74V73H90ZM94 74V73H93ZM99 74V73H98ZM108 75V73L106 72H104V75ZM134 74H135V72H134ZM137 74H139V73H137ZM143 74V73H142ZM146 73H144V76H147V78L148 77H152L153 76V81H154V77L157 75V73L155 74V76H154V74L153 75H151V73L149 74L150 76H148L147 74L145 75ZM162 74V73H161ZM173 74H175V73H173ZM180 76H181V74L180 73H178ZM177 74V76L179 77V75ZM184 74V73H183ZM187 74V73H186ZM24 74H22V76H23ZM53 75H55L54 73H53ZM63 74H61V76H62ZM87 74H85V76H86ZM110 75V74H109ZM160 75V74H159ZM158 75V76H159ZM165 75V74H164ZM168 75V74H167ZM185 75V74H184ZM183 75V77H185ZM188 75V74H187ZM191 75H192V73H191ZM197 75V76H196ZM5 76H7L6 74H5ZM25 77H26V75H24ZM23 76V77H24ZM58 76V75H57ZM56 76V77H57ZM60 76V75H59ZM58 76V77H59ZM68 76V75H67ZM66 76V77H67ZM84 76V75H83ZM91 76V75H90ZM93 76H95V75H93ZM121 76L123 77V75L121 74ZM125 76V75H124ZM136 77L138 76V75H135ZM141 76L142 75H140V78H139V76L137 77V79H143V81H144V76H142L143 78H141ZM166 76V75H165ZM165 76H164V79L167 81V80H169L168 82H166L165 84H169L170 83V81H171V78H173L174 80H175V78L174 77H171V78H165ZM2 77V76H1ZM8 77V76H7ZM9 77H11V76H9ZM63 77V76H62ZM89 77V76H88ZM96 77V76H95ZM95 77H94V79H95ZM106 77H109L110 78V76H106ZM130 77V76H129ZM167 77V76H166ZM168 77H169V75H168ZM176 77V76H175ZM182 76H181V80L183 81V82H186V80L184 81V78H183ZM190 78V76H187L186 78ZM194 77H192V79L194 78ZM3 78V77H2ZM92 78V77H91ZM97 78V77H96ZM116 78V77H115ZM126 78H128L127 76H126ZM131 78H133V77H131ZM147 78H146V81L147 82H149V79L147 80ZM159 78H161V77H159ZM194 78V79H195ZM14 79V78H13ZM17 79V78H16ZM37 79H39V77H37ZM36 79V80H37ZM54 79V78H53ZM52 79V80H53ZM56 79H58V78H56ZM68 79V78H67ZM67 79L65 80V81H67ZM130 79V78H129ZM156 79V81H157V77L155 78ZM163 79V78H162ZM163 79V80H164ZM173 79H172V83H173ZM177 79V78H176ZM4 80V79H3ZM8 80H10V78L8 79ZM22 80V79H21ZM20 80V81H21ZM24 80V79H23ZM52 80L51 81H49V82H52ZM76 80H78V79H76ZM90 80V79H89ZM89 80H86V81H89ZM111 80H113L112 78L109 80V81H111ZM123 80V79H122ZM163 80H161V81H163ZM164 80V81H165ZM180 81V78H178L177 79V81ZM196 80H199L198 78L196 79ZM5 81V80H4ZM13 81V80H12ZM38 81V80H37ZM56 81V80H55ZM59 80H57V82H58ZM91 81V80H90ZM96 81H98V80H96ZM96 81H94L95 83H97ZM101 79H99V83L98 84H100L101 85V87L103 86L102 84H101ZM105 81V80H104ZM104 81H102L103 83H104ZM106 81H107V79H106ZM127 81L128 80H126V82H125V84H127ZM150 81L152 82V80H151V78H150ZM155 81V82H156ZM161 81H158L157 82V85H158V83L159 82H161ZM178 81V83H180V82H182V81H180L179 82ZM194 81V80H193ZM200 81H198V83L200 82ZM16 82L18 83L19 82V80H16ZM24 82V81H23ZM36 82V81H35ZM38 82H40V80L38 81ZM42 82H44L42 79H41V83ZM116 82V81H115ZM115 82H114V84H115ZM117 82H121L122 84H123V82L122 81H117ZM129 82V81H128ZM136 82V81H135ZM188 82H189V80H188ZM188 82H186V83H188ZM190 82H191V85L190 86H192V81L190 80ZM189 82V83H190ZM13 83H15V82H13ZM17 83H15V84H17ZM40 83V84H41ZM45 84L47 83V82H44ZM43 83V84H44ZM68 83V82H67ZM66 83V84H67ZM76 83V82H75ZM75 83H69V84H73V85H75ZM90 83V82H89ZM94 83V84H95ZM131 83V81L129 82V84ZM140 83V82H139ZM143 83V82H142ZM153 83V82H152ZM176 85H177V82H174ZM189 83H188V85H189ZM234 83H235V85L236 84H239L238 85V87L236 86V88H235V91H234V87H235V85H234ZM19 84V83H18ZM23 83H22V81L20 82V85H22ZM27 84V83H26ZM38 84L39 86H40V89H44V86H46V87H48L49 88V84L47 83L46 85L44 84ZM53 84V83H52ZM52 84H51V86H52ZM55 84V83H54ZM57 84H60V83H57ZM78 84V83H77ZM76 84V85H77ZM106 84V83H105ZM105 84H104V86H105ZM111 84V83H110ZM113 84V83H112ZM113 84V85H114ZM136 84V86H137V84L138 83H135ZM146 84V83H145ZM166 85V87H168L169 85ZM24 85V84H23ZM49 85V86H48ZM72 85V86H73ZM78 85H80V83L78 84ZM99 85V86H100ZM117 85V84H116ZM121 85V84H120ZM142 85H144V84H142ZM161 85H163V83L162 84H159V86H160V88H162V90H163V88H165L166 89V91H168L167 89H169L170 88V90L172 89L170 86H169V88H166L165 87V85L164 86H162L161 87ZM171 85V84H170ZM179 85V84H178ZM187 85V84H186ZM187 85V88L189 87V90L192 88V87H190V86H188ZM198 85H200V84H198ZM233 85H234V87H233ZM50 86V87H51ZM61 86H63V84H61ZM81 86H82V84H81ZM80 86V87H81ZM103 86V87H104ZM106 86H107V84H106ZM105 86V88H106V92H107V90H108V88ZM130 86H133V84L132 85H130ZM135 86V87H136ZM145 86V85H144ZM143 86V87H144ZM148 85H146L145 87H146V89L148 90V87H147ZM172 86H175V85H172ZM184 87V85H182V83L179 85V88L180 87ZM55 87V89H56V86H54ZM54 87H52V88H54ZM60 87V86H59ZM76 87V86H75ZM84 87V86H83ZM90 87V86H89ZM103 87H102V89H103ZM142 87V86H141ZM140 87V88H141ZM142 87V88H143ZM152 87V86H151ZM177 87V86H176ZM175 87V88H176ZM221 87V88H220ZM47 88V89H48ZM77 88H78V86H77ZM91 88V87H90ZM99 88V87H98ZM98 88H97V90H98ZM119 88V87H118ZM124 88V87H123ZM128 88V87H127ZM130 88V87H129ZM131 88H133V87H131ZM138 88V87H137ZM136 88V89H137ZM174 88V87H173ZM178 88V87H177ZM177 89L176 91H180L181 89ZM196 88V87H195ZM217 88H220L218 91H217V93H219V94H216V92H215V90L217 89ZM225 88V89H224ZM262 88H261V90H262ZM47 89H44V91H42V92H40L39 93V91L40 90H38V92L37 93H39L38 95H39V98L41 97L42 98V105H44L45 107H47V105H48V107L47 108H50V110L49 111H51V109H53V108H55V107H57L58 105H55L54 103H56V100H57V102H59L58 104H61V102L58 100L59 98H60V94H58L59 96H57V98L56 99H54L56 96L52 93V91H51V89L50 90H47ZM58 89V91L61 89V88H57ZM74 88H72V90H73ZM95 89V88H94ZM111 89H114V88H111ZM122 88H120L119 90H121ZM139 89V88H138ZM143 89H145V88H143ZM145 89V90H146ZM154 89V88H153ZM199 89V88H198ZM198 89H197V91H198ZM202 89V90H201ZM72 90H70V91H72ZM81 90H83V89H81ZM88 90V89H87ZM90 90V89H89ZM105 90V89H104ZM103 90V91H104ZM118 90V89H117ZM126 90V89H125ZM127 90H131L132 91V89H127ZM156 90H158V89H156ZM161 90V89H160ZM188 90V91H189ZM221 90V91H220ZM222 90H223V92H222ZM259 91L260 93H264V92H262V91ZM55 91V90H54ZM57 91V90H56ZM75 92H76V88H75V90H74ZM80 91V90H79ZM85 91H86V88H85ZM102 91V93H104ZM115 91H116V89H115ZM131 91H129V92H131ZM139 91V90H138ZM142 91V93H143V91L144 90H141ZM140 91V92H141ZM159 91V90H158ZM163 91H165V90H163ZM172 91H175V90H172ZM171 91V92H172ZM176 91L174 92V93H176ZM182 91V92H181ZM180 92H181V94L182 93H184L185 92V90H184V92H183V90H181ZM194 91V90H193ZM198 91V92H199ZM69 92V91H68ZM73 92V91H72ZM78 92V91H77ZM91 92V91H90ZM101 92V91H100ZM116 92H118V91H116ZM116 92H114V93H116ZM121 92H124V91H120L119 93H121ZM128 92V91H127ZM140 92H137V93H140ZM150 92V90H148V93ZM160 93H161V91H159ZM158 92V93H159ZM169 92V91H168ZM189 92H191V94H188L187 96L188 97H193V100L190 98V101L192 102H194V96H191L192 95V90L191 91H189ZM195 92V91H194ZM198 92H195V93H197L198 94ZM235 92V93H234ZM36 92H35V95L37 94ZM59 93H62L63 94V92L61 91V92H59ZM79 93V92H78ZM83 93V92H82ZM136 93V92H135ZM135 93H134V95H135ZM150 93H152V89H151V92ZM155 93V92H154ZM163 93H165L164 94V97H166V94H168V96L170 97V95H169V93H167V92H163ZM223 93H224V95H223ZM260 93H259V99H260V101H261V99L264 97V96H262V94H261V96H260ZM34 94V93H33ZM65 94V93H64ZM97 94V93H96ZM105 94H107V93H105ZM129 94V93H128ZM141 94V93H140ZM146 94H147V92H146ZM153 94V93H152ZM155 94H157V91H156V93ZM155 94H153L154 96H160V97H162L163 96V94L161 95V94H157V95H155ZM177 94V93H176ZM176 94H173V93H171V95H174V97H175V95ZM179 94V93H178ZM203 94H202V96H203ZM38 95H36L35 97L37 98L38 97ZM57 95V94H56ZM67 95V94H66ZM86 94H84V95H80L81 97L83 96H85ZM93 95V94H92ZM109 95V94H108ZM107 95V96H108ZM113 95V94H112ZM119 95V94H118ZM125 95V94H124ZM133 96V94H130V96ZM138 95V94H137ZM196 95V94H195ZM212 95H210L211 96V98H212ZM27 96V95H26ZM29 96H31V95H29ZM62 96H64V95H62ZM61 96V97H62ZM75 95H73V97H74ZM79 96V95H78ZM77 96V98H79ZM102 96H104V95H102ZM106 96V97H107ZM119 96H123V95H119ZM140 96V95H139ZM142 96V95H141ZM141 96H140V98H141ZM145 96V95H144ZM151 96V95H150ZM154 96H153V98H154ZM200 95H198L197 97H199ZM210 96H209V98H210ZM24 97V96H23ZM32 97V96H31ZM54 97V98H53ZM86 97H87V95H86ZM124 97V96H123ZM136 97V99H134V100H137L136 101V106H135V101L132 99V102L134 101V105H129V103L131 102V98L130 99H126V95H125V101L124 100H122V99H120V98H118L117 97V101L119 102H122L121 103V105H120V107L122 106L123 108H126V109H128L125 105H127L126 103L128 102V106H129V108H130V106L132 107H134L133 109H135L136 108V110L138 109H140L141 108V103H139L140 105V108L139 107H137L138 105H137V102L139 101V100H141L140 98H138L137 99V96H135ZM163 97V98H164ZM164 98L163 100L165 101V102H163L162 103V105H160V103L163 101H161V99H160V102H159V104H158V102L157 101H159V100H157L156 102H157V104H158V106L160 105V106H162V107H160L159 106V111H162L161 109H163V113H164V109L166 108H168V110H165V112H166V114L164 113V115H167L168 116V113H170V115L175 119V115H173V112L175 111L177 114L180 112V111H182L181 109H182V106H180V102L177 100V99H179V98H174L173 96H172V98L170 97V98ZM203 98V100L201 101V100H199V98H196L197 100H199L200 102H203L202 103V105H203V108H202V115H198V114H196V118H197V116H199L198 117V119L201 121V117L200 116H203V118H202V123H203V126H204V128H205V130H207V131H209L208 133H211V136H212V141H214V142H212V144L214 145V143L215 144H217V145H214L215 146V148L213 149L212 147L210 148V153H211V150L213 149L214 151L216 150V146H218V150H219V147L220 146H223L225 149H226V151H227V155L228 154H232L233 152L232 151H234L235 153H241L242 151H248L250 154V156H251V153H253V154H255L256 156H252V158H253V161H251V162H253V168H252V165H251V162H249L250 163V166L251 167H249L250 169H251V172H253V171H255V172H257L258 170V172H260V170L263 168V166L264 165H262V163L264 164V160H263V162L261 163V161H262V159H263V157H264V121H263V124H261L260 123V125L258 124L257 125V118L255 119L256 121H253L254 123L256 122V125H254V126H252V127H250L249 129H248V126H250L251 124H252V120H247L248 122H250L249 124L250 125H248V122L246 121V120H244V122H245V124H246V122H247V124L245 125V124H243V127H244V125L247 127L246 129L247 130H245V131H243L242 130V133H240L239 132V134H237V137L234 139V140H229V138H227V136H226V134H225V127H223L224 125V123H223V116H224V114L222 113V111L220 110V107H221V105H222V103H221V100H220V103H218V107H219V104H221L220 105V107H219V110L221 111H213L214 109H212L213 108V106H214V104H212L213 106L211 107V102L209 103V101L207 100V102H206V99L207 98ZM26 98V97H25ZM70 98V97H69ZM104 98V97H103ZM133 98V97H132ZM148 98V97H147ZM147 98H143L144 99V101L147 99ZM150 98V97H149ZM202 97L200 96V99H201ZM208 98V99H209ZM219 98V97H218ZM221 98V97H220ZM27 99V98H26ZM65 99V98H64ZM70 99H72V98H70ZM74 99V98H73ZM72 99V100H73ZM91 99V98H90ZM150 99H152V97L150 98ZM149 99V100H150ZM155 99V98H154ZM166 99V100H165ZM170 99H172V100H170ZM183 99H184V97H183ZM226 99V98H225ZM35 100V99H34ZM38 100V99H37ZM37 100H35V101H37ZM62 100H63V98H62ZM66 100V99H65ZM65 100H63V101H65ZM67 100H68V97H67ZM72 100H70V102H74V101H72ZM89 100V99H88ZM92 100H93V98H92ZM108 100V99H107ZM110 100H112V99H110ZM148 100V101H149ZM153 100V99H152ZM169 100L171 101V103H169V105H171V106H173V109L171 108V107H166V105H168V103L167 102H169ZM186 100H187V102H188V98H186ZM257 100H258V97H257ZM40 101V100H39ZM104 101V100H103ZM143 101V100H142ZM148 101H146L145 103L147 104L148 103ZM154 101V100H153ZM153 101H150V104L148 103L147 105L149 106V105H151V103L153 102ZM184 101V100H183ZM182 101V102H183ZM198 101V102H199ZM225 101V100H224ZM223 101V102H224ZM4 102V101H3ZM29 102H31V101H29ZM83 103H85V100L83 99V101H82ZM90 102V101H89ZM92 102V101H91ZM109 102V101H108ZM119 102V103H120ZM185 102V101H184ZM184 103V104H188V103H191V102H188V103ZM199 102V103H200ZM231 102V101H230ZM233 102H234V100H233ZM232 102V103H233ZM5 103V102H4ZM46 103V104H45ZM79 103H81L80 102V99H79ZM79 103H76V104H78L79 105ZM104 103V102H103ZM144 103V102H143ZM167 103V104H166ZM209 103V104H208ZM215 103V102H214ZM238 103L240 104L241 102H239L238 101ZM249 103V102H248ZM40 104H41V102H40ZM39 104V105H40ZM65 104V103H64ZM69 104H72V103H69ZM87 104V103H86ZM102 104V103H101ZM109 104L110 103H108L107 105L109 106ZM113 104V103H112ZM152 104H155V103H152ZM164 104V105H163ZM183 103H181V105H182ZM183 104V105H184ZM193 104V103H192ZM260 104V103H259ZM258 104V105H259ZM33 105H35V104H33ZM41 105V106H42ZM63 105V104H62ZM78 105H75V106H78ZM81 105V104H80ZM111 105V104H110ZM116 105V104H115ZM115 105H113V106H115ZM119 105V104H118ZM144 105V104H143ZM146 105V106H147ZM200 105H201V103H200ZM217 105V103H215V106ZM229 105V104H228ZM244 105H245V103H244ZM253 105H254V103H253ZM257 105V106H258ZM263 105V104H262ZM50 106V107H49ZM91 106V105H90ZM99 106H102V105H99V103H98V106L97 107H99ZM106 106V105H105ZM107 106V107H108ZM112 106V107H113ZM145 106V107H146ZM154 106V105H153ZM164 106V107H163ZM187 106V109L189 108V105H186ZM194 106V105H193ZM230 106V105H229ZM239 106V105H238ZM243 106V105H242ZM252 106V105H251ZM250 106V107H251ZM3 107H4V104H3ZM2 107V108H3ZM33 107V106H32ZM60 108H61V106H59ZM59 107H57V112H62L63 111V109H66V108H64L63 107V109H61L62 111H59ZM66 107V106H65ZM68 107V106H67ZM70 108H73V111L72 112H74V110L75 109H78L77 107L74 109V107H73V105L72 106H69ZM83 107V106H82ZM112 107H111V109H112ZM116 107V106H115ZM114 107V108H115ZM118 107V106H117ZM116 107V108H117ZM144 107V106H143ZM151 108H152V105L150 106ZM223 107V106H222ZM221 107V108H222ZM254 107V106H253ZM5 108V107H4ZM26 108V107H25ZM103 108V107H102ZM101 108V109H102ZM105 108V107H104ZM109 108H110V106H109ZM149 108V107H148ZM148 108H144V109H148ZM154 108V107H153ZM153 108L150 110V108H149V110L148 111H151L152 113H153ZM194 107H192L190 110H192ZM215 108V107H214ZM217 108V107H216ZM225 108V107H224ZM224 108H222L223 110H224ZM233 108V107H232ZM234 108H236L237 110H238V108L236 107V105H235V107ZM234 108H233V110H234ZM241 108V107H240ZM243 108V107H242ZM257 108H259V107H257ZM261 108V107H260ZM262 108H264V107H262ZM261 108V109H262ZM6 109V108H5ZM5 109H2V110H5ZM37 109V108H36ZM45 109V108H44ZM43 109V110H44ZM100 109V110H101ZM119 109H122V108H119ZM118 109V110H119ZM125 109V110H126ZM132 109V110H133ZM142 109V108H141ZM143 109V110H144ZM198 109V108H197ZM229 109V108H228ZM236 109H235V111H236ZM254 109V108H253ZM261 109H258V110H261ZM7 110H8V108H7ZM6 110V111H7ZM56 110V109H55ZM68 110V109H67ZM66 110V111H67ZM97 110H99V108L97 109ZM113 110V109H112ZM142 110V111H143ZM172 110V111H171ZM174 110V111H173ZM178 110V111H177ZM195 111H196V109H194ZM194 110H192V112L194 111ZM216 110V109H215ZM0 111H1V108H0ZM5 111V112H6ZM46 111H47V109H46ZM45 110H44V112H46ZM49 111H48V113H49ZM54 111V110H53ZM53 111H51V112H53ZM107 111H108V108H107ZM110 111V110H109ZM115 111H117V109L115 110ZM120 111V110H119ZM123 111H124V109H123ZM135 111V110H134ZM147 110H144L143 111V113L145 112H147V113H149ZM168 111V112H167ZM171 111V112H170ZM194 111V112H195ZM200 110H198V112H199ZM234 111V112H235ZM55 112V111H54ZM54 112H53V114H54ZM63 112H65V110L63 111ZM62 112V113H63ZM72 112H69L70 114H72ZM77 112V111H76ZM102 112V111H101ZM106 112V111H105ZM111 112H114V111H111ZM154 117L156 116L157 117V119H158V117L161 119V120H163V122H164V119H162L163 117L165 118V116H162V118L160 117L161 116V114L162 113H160V112H158V111H155L154 110ZM183 112V111H182ZM191 112V113H192ZM252 112V111H251ZM259 112V111H258ZM2 112H0V114H1ZM67 113H68V111H67ZM67 113H63V114H67ZM81 113L82 112H80V113H75V114H73L74 115V117H76V115L77 114H80L81 115ZM91 113V112H90ZM96 113V112H95ZM107 113V112H106ZM110 113V112H109ZM114 113H116V112H114ZM132 113H134V112H132ZM144 113V114H145ZM157 113H159L160 115L158 116V114ZM181 113V112H180ZM185 113H188V112H186L185 111ZM220 113H222L223 114V116L220 114ZM254 113V112H253ZM263 113V112H262ZM2 114H5V113H2ZM7 114H11V112H10V110H9V113L7 112ZM6 114V115H7ZM24 114H25V112H24ZM31 114V113H30ZM30 114L28 115V116H30ZM33 114H34V112H33ZM58 114V113H57ZM84 114H87V111L85 110V113ZM137 114H141L140 112L138 113V111H137V113L135 114H132V115H137ZM157 114V115H156ZM232 114V113H231ZM231 114H229V115H231ZM241 114V113H240ZM243 114V113H242ZM248 114H250V113H248ZM252 114V113H251ZM250 114V115H251ZM255 114L256 113H254V116H253V114H252V117L251 118H255V117H257V116H255ZM16 115V114H15ZM20 115H21V113H20ZM90 114H87V116H88V118L90 117L89 116ZM109 115V114H108ZM111 115H113V114H111ZM119 115V114H118ZM128 115V117L129 116H131L130 115V112L127 114ZM148 116H149V114H147ZM163 115V114H162ZM169 115V116H170ZM178 115H180V114H178ZM178 115H176V117L178 116ZM188 115V114H187ZM187 115H185V116H187ZM261 114H259L258 116H260ZM22 116V115H21ZM54 116V115H53ZM58 116H60V117H62L63 115H58ZM66 115H64L63 116V118H59L57 121H58V124L59 125H62V127H63V120L62 119H64L65 120V117ZM104 116V115H103ZM103 116H101L100 118L103 120ZM123 116V115H122ZM138 116H140V115H138ZM146 116V115H145ZM166 116V118H168ZM170 116V120L169 121H171V117ZM184 116V114H182L181 115V118H179L178 117V119H183V117H185ZM190 116V115H189ZM242 116V115H241ZM249 116V115H248ZM17 117V116H16ZM55 117V116H54ZM57 117V116H56ZM78 117H82V118H78ZM105 117V116H104ZM110 117V119H111V121H112V118L113 117H111V116H109ZM127 117V118H128ZM135 117V116H134ZM141 118H143L144 117V115L142 114V116H140ZM191 117V119H188L187 121H185V123L186 122H189L190 120H191V122L192 123H194V124H196V123H199L198 121H196V122H194V121H192V119H194L193 118V115L192 116H190ZM227 117H229V116H227ZM236 117V116H235ZM244 118H247V117H245V116H243ZM10 118V117H9ZM18 118V117H17ZM51 118H52V116H51ZM58 118V117H57ZM56 118V119H57ZM77 118L79 119V121H84V120H82L83 118H84V116H78L77 115ZM119 118V117H118ZM132 118V117H131ZM136 118H138L137 116L135 117V119ZM144 118H147V116L146 117H144ZM143 118V119H144ZM150 118V117H149ZM148 118V119H149ZM172 118V119H173ZM186 118V117H185ZM224 118H225V116H224ZM232 118H233V116H232ZM232 118L230 117V119L232 120ZM240 117H238L237 119H239ZM242 118V117H241ZM31 119H33L32 117H31ZM67 119V118H66ZM84 119H86L87 120V118H86V115H85V118ZM120 119H122V118H119L118 120H120ZM147 119V120H148ZM159 119V122H162L161 120ZM173 119V120H174ZM177 119V121H175V123L176 122H179L178 124H180L178 127L179 128H181L180 126H181V124H182V122L180 123V120H178ZM223 119V120H222ZM226 119V118H225ZM20 120V119H19ZM123 120V119H122ZM130 120V119H129ZM142 120V119H141ZM227 120V119H226ZM225 120V121H226ZM230 120V121H231ZM234 120V119H233ZM235 120H236V118H235ZM1 121V120H0ZM32 121H35V120H32ZM50 122H53L54 120H49ZM108 121V120H107ZM115 121H116V119H115ZM131 121H132V119H131ZM165 121H167V119L165 120ZM168 121V122H169ZM173 121V122H174ZM238 121V120H237ZM236 121V122H237ZM242 122H243V120H241ZM259 121V120H258ZM48 122V121H47ZM101 122V121H100ZM113 122V121H112ZM119 122V121H118ZM121 122V121H120ZM124 122H125V119H124ZM129 122V121H128ZM135 122H136V120H135ZM134 122V123H135ZM147 121H145L144 122V120H143V122L142 123H144L147 127H148V125H147V123H146ZM158 122V123H159ZM162 122V123H163ZM239 122V121H238ZM54 123V122H53ZM62 123V124H61ZM68 123V122H67ZM81 123V122H80ZM84 123V122H83ZM104 124H107V123H105V121L103 122ZM111 123V122H110ZM114 123V122H113ZM112 123V124H113ZM138 123V122H137ZM140 123V122H139ZM138 123V124H139ZM150 123H151V121H150ZM153 123H155L154 121H153ZM190 123V122H189ZM186 124V125H188L189 127L190 126H193V125H190V124ZM228 123H229V121H228ZM240 123V122H239ZM238 123V126H239V129H242V127L240 128V125H241V123L239 124ZM55 124H57V123H55ZM108 124H109V121H108ZM107 124V125H108ZM115 124H116V122H115ZM133 124V123H132ZM136 125V124H134V126H135V130H137V128H136V126L137 127H140L141 128V126L140 125ZM144 124H143V126H144ZM156 124V123H155ZM171 124H173L174 125V127H176L175 126V124L174 123H171L170 122V125ZM184 124V123H183ZM183 124H182V126H183ZM227 124V121H226V123H225V125ZM3 125V124H2ZM66 124L64 123V126H65ZM77 125H78V120H77ZM81 125V124H80ZM82 125H87V123H85V124H82ZM90 123H89V127H90ZM109 125H111V124H109ZM114 125V124H113ZM121 125V124H120ZM119 125V123H118V125L116 126V127H119L120 126ZM125 125V124H124ZM123 125V126H124ZM127 125H129L132 129H134L130 124H127ZM127 125H125V126H127ZM154 125V124H153ZM160 125H163V129H164V127L166 126L167 128H169L168 127V125H169V123L168 124H166V123H164V124H161L160 123ZM173 125H171V126H173ZM186 125H184V127L181 129V130H183L184 131V128H187L186 127ZM198 125V124H197ZM196 125V126H197ZM234 125V124H233ZM31 126H33V123H32V125ZM94 126H96V125H92V128H91V130L92 129H94V128H97V127H94ZM128 126V127H129ZM145 126V127H146ZM157 126V125H156ZM195 126V125H194ZM193 126V127H194ZM227 126V125H226ZM229 126L231 127L232 126V122H231V124H229ZM229 126H227V128L229 127ZM3 127V126H2ZM49 127V126H48ZM47 127V128H48ZM53 127V126H52ZM76 125L74 126V129H76V128H78V127H76ZM85 127V126H84ZM88 127V126H87ZM103 127V130L104 131H106V129H105V125L103 126V124H102V126L100 125V128H102ZM112 127V126H111ZM120 127H122V126H120ZM145 127H143V128H145ZM158 128V131H159V129L161 130L162 128H161V126L159 127V126H157ZM166 127H165V129H166ZM199 128H201V125H199L198 126ZM217 127H221V128H217ZM61 128V127H60ZM60 128H56L57 130L56 131H61V130H63V129H60ZM80 128V127H79ZM114 128H115V126H114ZM114 128H111V130H112V132L114 131ZM130 128V129H131ZM142 128V129H143ZM151 128V127H150ZM152 128H153V126H152ZM151 128V130H153ZM173 128V127H172ZM179 128H176V129H179ZM217 129V130H219L218 131V133L216 134L217 136L215 137L214 135H215V132H216V130H214V129ZM237 127H234L233 129H236ZM245 128V127H244ZM26 129H27V127H26ZM58 129H60V130H58ZM73 129V128H72ZM84 129L85 128H83V130H81V132H85L84 131ZM119 129V128H118ZM122 129H123V127H122ZM126 129H128V128H126ZM130 129H128V130H130ZM146 129H148L149 131H150V129L149 128H146ZM162 129V130H163ZM170 129V128H169ZM174 129V128H173ZM176 129H174V130H176ZM189 129V128H188ZM188 129H185V130H188ZM197 129L198 128H196V129H194V130H196V132H198V134H201L200 133V130L199 131H197ZM225 129V130H224ZM233 129H231L230 128V130L232 131ZM10 130V129H9ZM44 130H46V129H44ZM48 130H50V129H48ZM54 130V127H53V129L51 128V131L52 132H54L53 131ZM91 130L90 129H88V132L89 133H91ZM94 130H96V129H94ZM101 130V129H100ZM100 130H97V131H100ZM141 130V129H140ZM147 130V131H148ZM154 130H156V128L154 129ZM153 130V131H154ZM180 130V131H181ZM204 129H203V131H204V134H205V131ZM238 130V129H237ZM237 130H234V131H236V132H238ZM0 131H5V132H7L6 131V129L5 128H3V129H1L0 128ZM12 131V130H11ZM51 131H49V132H51ZM69 131H72V130H69ZM93 131V130H92ZM118 131V133L120 132V129L119 130H117ZM142 131H144V129L143 130H141L140 132H142ZM153 131H152V133H153ZM163 131H165V133L166 134H164V132ZM163 131H159V133L161 134V136L163 135L164 137H165V135H166V137L168 138V137H170V136H172V135H174V133L171 135H169V136H167L169 133H172V132H170V130H168V129H166V130H163ZM169 131V132H168ZM179 131V132H180ZM213 131H215V132H213ZM228 131V130H227ZM241 131V130H240ZM9 132V131H8ZM36 132V131H35ZM34 132V133H35ZM38 132H39V130H38ZM42 132H43V129H42ZM77 132V131H76ZM79 132V131H78ZM80 132V133H81ZM87 132V131H86ZM87 132V133H88ZM111 132V131H110ZM111 132V133H112ZM124 132H126V130L124 129ZM133 132V131H132ZM138 132L139 131H137L136 133L138 134ZM139 132V133H140ZM155 132V131H154ZM156 132H157V130H156ZM178 132V131H177ZM178 132V133H179ZM185 132V131H184ZM196 132H194V134L196 133ZM213 132V133H212ZM230 132V131H229ZM233 132V131H232ZM231 132V133H232ZM9 133H14L13 131L12 132H9ZM45 133V131L43 132V134ZM47 133V132H46ZM59 132H57V134H58ZM72 133H73V131H72ZM72 133H70V135L69 136H72V135H74V134H72ZM79 133V134H80ZM83 133H81V135H83ZM88 133V134H89ZM93 134L95 133V131H93L92 132ZM91 133V134H92ZM103 133V132H102ZM101 133V134H102ZM108 133V132H107ZM106 133V134H107ZM122 133V132H121ZM120 133V134H121ZM131 132H128V134H130ZM151 133V134H152ZM158 133V132H157ZM158 133V134H159ZM168 133V134H167ZM183 133V132H182ZM207 133V132H206ZM235 133V132H234ZM1 134L3 135V133L1 132ZM20 134V133H19ZM38 134V133H37ZM54 134L55 133H53V135H52V137L54 136ZM65 134H67V133H65ZM92 134V135H93ZM98 134V133H97ZM96 133H95V135H97ZM100 134V135H101ZM104 134V133H103ZM108 134H110V133H108ZM114 134L116 135V133L114 132ZM131 134H133V133H131ZM141 134V133H140ZM143 134V133H142ZM141 134V135H142ZM148 134V133H147ZM146 134V130H145V135H147ZM153 134H155V133H153ZM153 134L151 135V136H153ZM158 134H156L157 135V137H158ZM177 133L175 132V135H176ZM187 134V133H186ZM229 134V133H228ZM227 134V135H228ZM233 134V133H232ZM13 135V134H12ZM16 135H17V133H16ZM27 135V134H26ZM56 135V134H55ZM59 135V134H58ZM85 135V134H84ZM94 135V136H95ZM99 135V134H98ZM121 135H123V134H121ZM134 135H136L135 134V131H134ZM133 135V137L134 138H136L137 140L138 139H140V138H142L143 139V137H144V139H145V136H141V137H139V136H137V137H135ZM139 135V134H138ZM144 135V134H143ZM190 135V132H189V134H187V136H189ZM210 135V134H209ZM208 135V136H209ZM235 135V134H234ZM24 136H25V134H24ZM28 136V135H27ZM40 136H42V134L40 135ZM44 136V135H43ZM42 136V137H43ZM45 136H46V134H45ZM57 136V135H56ZM77 135H74V136H72V137H74V138H72V137H70V138H72V140H75L77 143V145L75 146V144L72 146V147H69L68 148V150H67V152H69L68 154H70V158H72V153H73V155H74V153H77V154H79V155H82V157H83V159L82 160H84V164H85V166L87 165V166H89V168H91L92 166L94 167V166H96L97 165V163L98 162H96L94 159L98 156L99 157V155L101 154V153H99L100 152V150H97L98 151V153H99V155H95V153L93 154L92 152H93V150H91L90 152L93 154V155H95V158H94V156H92V154L90 155V153H88L89 151H87L88 149H84V146H86V145H88L89 146V143L91 144L96 138L93 136L92 138H95V139H93V141L91 140L92 138H90V137H87L88 135H86V136H78L77 138ZM110 136H112V135H110ZM110 136H109V138H110ZM117 136V135H116ZM125 136V135H124ZM127 136V135H126ZM151 136H149V138H147V139H145V140H147V141H149V143L151 144L153 141H152V138H151V140H150V137ZM160 136V135H159ZM160 136V137H161ZM162 136V137H163ZM183 136H185L186 137V135H185V133H183ZM183 136L180 138L181 140H184V139H182L183 138ZM193 136V135H192ZM196 136H198V135H196ZM200 136H202V135H200ZM229 137H230V134L228 135ZM22 137V136H21ZM37 136H35L34 138H36ZM52 137L48 134V138H51L50 139V141L52 142V140L54 139H52ZM55 137V136H54ZM58 138H59V136H57ZM57 137H55L56 139V141H58L57 140ZM61 137H62V139H63V141H60L61 140ZM105 137V136H104ZM104 137L102 138V139H104ZM139 137V138H138ZM157 137H155L156 139L155 140H157ZM159 138L158 137V140H160V141H162L163 139H165V138ZM176 137H180V135L178 136H176ZM195 137V136H194ZM194 137L193 138H191L192 140L194 139ZM206 137V136H205ZM18 138V137H17ZM27 138V140L29 139L28 137H26ZM33 138V139H34ZM46 137H44L43 139H45ZM64 138L66 139V137L64 136ZM63 138V136H60V142L58 141V143H59V145L61 144V146L63 145V143L65 142V141H67V140H65ZM107 140H109L108 139V136H106L105 137ZM177 138V139H178ZM186 138H188V137H186ZM189 138V141L191 142V139ZM210 138L211 137H208V140L211 142V140H210ZM231 138V137H230ZM233 138V137H232ZM20 139H22V138H20ZM30 139H32V138H30ZM29 139V140H30ZM38 137H37V141H38ZM42 139V138H41ZM101 139V140H102ZM113 139V138H112ZM121 139H123V138H121ZM130 139V138H129ZM132 139V138H131ZM130 139V140H131ZM162 139V140H161ZM177 139H176V142H179V141H177ZM179 139V140H180ZM195 139L197 140V138L195 137ZM199 139V138H198ZM200 139H203V136L202 137H200ZM200 139H199V142L201 143L202 142V140L200 141ZM26 140V139H25ZM26 140V141H27ZM28 140V142L30 143L31 142V140L29 141ZM99 140V139H98ZM101 140H99V141H101ZM133 140V139H132ZM135 140V139H134ZM168 140H170V138L168 139ZM173 140H174V138H173ZM180 140V141H181ZM24 142V138H23V141L21 142V144L23 143H26L27 144V142ZM50 141H49V143H50ZM92 141V142H91ZM96 141V140H95ZM99 141H97V142H99ZM103 141H105V140H103ZM113 141H114V139H113ZM118 141V140H117ZM119 141H120V138H119ZM127 141V140H126ZM126 141H122V142H126ZM129 141V140H128ZM139 141V140H138ZM144 141V140H143ZM151 141V142H150ZM184 141H186V143H187V139H185ZM188 141V142H189ZM198 141V140H197ZM196 141V142H197ZM206 141V140H205ZM17 142H18V139H17ZM33 142H35L36 143V139H34L33 140ZM43 142H45L46 143V147L47 146H53L54 148H55V146H54V144L55 143H57V142H55L54 140H53V145H47V143H48V141L46 142V141H43ZM68 142V141H67ZM97 142L95 143V142H93V143H95V144H97ZM115 142V141H114ZM122 142H120L121 144H122ZM140 142H142L141 140H140ZM159 141H157V144H158V147H157V149H156V152H158L157 150H159V145H163V144H167V143H161V144H159L158 143ZM182 142V141H181ZM181 142H179V145H178V143H177V145L175 144V140H174V142L172 141V139L169 141V146H165V147H170V146H172L173 144L172 143H174V145H175V147H173L172 146V149H173V151H169V149L171 148H166V149H168L167 151L171 154L172 152H174L175 150V148H177V150L176 151H181V150H179L180 148H182L183 149V147L180 145L181 144ZM19 143V142H18ZM41 142H39L38 141V144H40ZM44 143V144H45ZM69 144H72V143H70V141L68 142ZM101 143V142H100ZM133 143H134V141H133ZM132 142H131V145L133 144ZM137 143V142H136ZM154 143H156V141L154 142ZM193 142H191V144L190 145H193L192 144ZM198 143V142H197ZM1 144V143H0ZM5 143H3V144H1L2 146L4 145ZM20 144V145H21ZM22 144V145H23ZM25 144V145H26ZM38 144H37V146L36 145H34V143L32 144V145H34L35 146V152H34V154L35 153H37L38 152V150H39V152H40V149L42 150V153H40V156H41V154H42V156H41V158L42 159H44L45 158V160L46 161H43L44 162V165L46 166L47 164H45V163H48L50 160L49 159H51V161L54 159V156L52 155V151H54L53 150V148L51 149V147H50V152H52L51 153V157H49L48 156V150L49 149H47L46 150V148H45V146L44 147H42V148H40V149H38V147L41 145H39L38 146ZM65 144H67V143H65ZM64 144V145H65ZM94 144V145H95ZM102 144V143H101ZM101 144H100V146H101ZM106 144H108L107 143V141H106V143H105V145H104V149L105 148H108L109 147V145H110V143L107 145V147H106ZM112 144V143H111ZM121 144H120V147H121ZM138 144V143H137ZM149 144V145H150ZM172 144V145H171ZM184 144L185 143H183L182 142V145L184 146ZM188 143L184 146V150H186L185 148H187V150H188V148H191L190 147V145H189ZM8 145H10V144H8ZM15 145H17L16 144V142H15V144L14 145H10V147L12 146V147H14ZM42 145H43V143H42ZM56 145V147H60L59 145H57V144H55ZM63 145V146H64ZM81 145H83L82 147H81ZM93 145V144H92ZM98 145V144H97ZM96 145V146H97ZM103 145V144H102ZM123 145V144H122ZM126 145H127V143H126ZM130 145V144H129ZM154 145V144H153ZM153 145H151V146H153ZM187 145H189V146H187ZM197 145V144H196ZM1 146V147H2ZM19 146V145H18ZM33 146V147H34ZM65 146H67V145H65ZM70 146V145H69ZM91 146V145H90ZM99 146V145H98ZM97 146V147H98ZM99 146V147H100ZM128 146V145H127ZM127 146H125L124 145V147H127ZM157 146V145H156ZM163 146V147H164ZM177 146H179V147H177ZM200 145H198L197 147H199ZM201 146H203V143H201ZM200 146V147H201ZM212 146V145H211ZM213 146V147H214ZM5 147L6 146H4L3 147V149H5ZM8 148H9V146H7ZM12 147L10 148L11 150H13L12 149ZM21 147V146H20ZM19 147V148H20ZM41 147V146H40ZM87 147V146H86ZM85 147V148H86ZM94 147L95 146H91V148L90 147H88L89 149H94ZM96 147V148H97ZM113 148V145H110V148ZM116 147H118V146H116ZM155 147V146H154ZM162 147V148H163ZM165 147H164V149H165ZM195 145H194V148H197ZM18 148V149H19ZM22 148V147H21ZM21 148H20V150H21ZM27 148H29V145H28V147ZM45 148V149H44ZM49 148V147H48ZM63 148V147H62ZM179 148V149H178ZM209 148V147H208ZM222 148V147H221ZM220 148V149H221ZM30 149V148H29ZM32 149L31 150H29V151H32ZM43 149L44 150H46L47 151V153L45 152V151H43ZM56 149V148H55ZM58 149V148H57ZM64 149H65V152H66V147H64ZM99 149V148H98ZM100 149L102 150V146L100 147ZM122 149V148H121ZM125 149V148H124ZM128 149V148H127ZM127 149H125V150H127ZM155 149V148H154ZM161 149V148H160ZM172 149H170V150H172ZM5 150H7V148L5 149ZM10 150V151H11ZM23 150V149H22ZM27 150V149H26ZM52 150V151H51ZM96 150V149H95ZM94 150V151H95ZM108 150H110V149H108ZM114 150H115V147H114ZM120 149H118V151H119ZM149 150H152V149H149ZM148 150V151H149ZM198 151L200 150V148H198L197 149ZM196 150V151H197ZM208 150V149H207ZM222 150V149H221ZM220 150V151H221ZM9 151V152H10ZM16 151V150H15ZM17 151H19V150H17ZM87 151V152H86ZM97 151H96V153H97ZM104 151H107L106 149L104 150ZM116 151V150H115ZM114 151V152H115ZM121 151H123V149L122 150H120L119 151V153L118 152H116L117 153V155H119V160H120V163L118 162V158H116V163H115V166H116V164L118 165V163H119V169H118V167H117V169L120 171V168L121 169H126V171H130V170H127V169H132V168H135L136 169V165H138V164H140V166L142 165L143 166V169H144V167L145 166H147V165H145L147 162H149V164H148V166L147 167H152V169H153V167L154 166H151L150 165V163H153V162H151L152 160H150V158H149V160L148 161H142V157H144L143 155L145 154H141L142 155V157H141V155H140V157L142 158V159H139V160H141V161H138V163L136 162V160H138V159H136L135 160V163H136V165H135V167H133L132 165L133 164H135L134 162H133V160L131 159V157L129 158V156L127 157L125 154H123ZM147 151V150H146ZM153 151V150H152ZM167 151L166 150H164V152H166V154H161V155H165V157H167V159L169 158V155H167L168 153H167ZM175 151V152H176ZM14 152V151H13ZM22 152V151H21ZM28 152V151H27ZM27 152H24V153H26V154H28ZM39 152H38V154H39ZM49 152V153H50ZM101 152H103V151H101ZM109 152H111V150L109 151ZM155 152V153H156ZM175 152L173 153V154H171V156L170 157H173V158H169V160H171V159H174V156L177 158V160H178V157H179V155H178V153H177V155H178V157L176 156V154H175ZM182 152H183V150H182ZM180 153V154H182V155H184L183 153ZM187 153H185V151H184V153L185 154H192V152L191 151H186ZM189 152V153H188ZM191 152V153H190ZM199 152H201V151H199ZM199 152H196V155H198V154H200ZM216 152V151H215ZM223 152V151H222ZM225 152V151H224ZM232 152V153H231ZM244 152H243V154H244ZM247 152V153H248ZM6 153H8L7 151H6ZM11 153V152H10ZM20 152H18V154H19ZM29 153H31V152H29ZM32 153H33V151H32ZM31 153V154H32ZM87 153V154H86ZM116 153L114 154V156H116ZM128 153V152H127ZM150 153V155H154L152 152H149ZM149 153H147V154H149ZM159 153V152H158ZM162 153V152H161ZM209 153V152H208ZM207 153V154H208ZM209 153V154H210ZM214 153V152H213ZM217 153V152H216ZM216 153H214L215 155H217ZM246 153V152H245ZM3 155L5 154V152H4V150H3V153H2ZM17 154V155H18ZM31 154H29L30 156H31ZM38 154H36L37 155V157H36V155H32V157L33 158H30V160L31 159H33V160H31V161H35V159H37L39 156H38ZM85 154L87 155V156H89V157H84L85 156ZM89 154V155H88ZM111 154V153H110ZM175 154V155H174ZM193 154H195V153H193ZM207 154H206V156H207ZM214 154L212 155V157L214 156ZM224 154V153H223ZM238 155V157L240 158H236V159H234L233 158V156H231V155H229V156H231L232 158H230L229 156H227V157H229L232 161H230V160H227V161H229L230 162V165H229V162H228V165H229V168L230 167H233V168H230L231 169V171L232 172H230V171H228L227 173H225V174H227V177H228V179H226V181H224V178L226 177V175H224L223 176V174H224V172H226V171H223V170H225V169H220L221 171H222V175L220 174L221 172H219V174L221 175H218L219 177H223L221 180H223L222 182H218L217 180H218V178L216 177V179L214 180V183L215 184H212L211 185V190H209L210 191V193H212V191H215L216 189H214L215 187H213L214 185H217V182H218V184L220 183V185H217V186H219V188L221 189H219V188H217V190H216V193H217V195L218 196H220V193H218L217 191H223V192H221L222 194L224 193H226L227 194V197L229 196L230 198H228V199H224V201L222 200V195L219 197L220 199L219 200H221L220 202L217 200L218 199V197H216V194H215V192H214V198H215V200H217L218 202L217 203H215L214 204V202H216V201H212L213 200V198H212V200H210V199H206L207 200V203H208V201H210V204H214V205H212L213 207H212V209L210 210V212H208L207 211V213H204V215L202 216V217H199L198 215H196V216H198V217H196V216H193L196 212V214H198L199 213V211H201V213H202V211L204 210L202 207H206V206H204V204L202 205V207H201V205H199L198 203V208H200V210H198V208H197V210L195 211L194 210V207H193V210H194V212H193V215H192V217H190L189 216V212L188 213H186L185 211H186V209H187V211H188V209H189V207L187 208L186 206H185V204H184V206L186 207H183L180 203H178V204H180V205H178L177 204V202L174 200V199H177V198H179V197H181L180 195H181V193H177V194H180V195H177V198H176V196L174 197V191H172V193L174 194L173 195V200L174 201H171V200H169V201H171V202H176V206L178 205V206H180V207H183V209H185V211H178L177 210V212L178 213H180V215H182L184 212V214H185V216L187 215V217L189 216V218H192L193 219V221L197 224L196 226H199L198 224H201L202 225V228H204V229H202V231L204 232V238L203 239H207L208 237H210L211 235L210 234H216V236L214 237L213 235V237L211 238V241H209L210 239L208 238L207 240H206V242H205V244H200V245H195V246H191V247H188L187 246V243H185V242H183V241H181V239H179V237L177 236V235H173L174 233H176V229L175 230H173V231H171L172 232V235L171 234H168V233H163V230H165L164 228H159V229H162V232L160 231V233H158L157 234V232H155V233H153V231H155V230H152V231H150V227L153 225L151 222H150V225H149V223H148V220L146 219V221H147V225L149 226V230L147 229L148 227H147V225H146V223H143L142 222V220L144 219L145 220V217H147V215L148 214H150V213H148L147 215L146 214H144V215H141V217H143V218H138V216H137V218L138 219H136V220H141V222L143 223V225H141V222H139V221H137V224L138 225H136L135 223V219H133V217H136L135 215L133 216V215H131V216H133L131 219H132V222H130V224L131 223H133V224H135L136 226H138L139 227V225L142 227V226H144V225H146V228L145 229H147L146 231L143 229V230H141V232L140 231H137L136 229H138V228H134V225L132 224V225H130L129 223V226H132V228L134 229V230H136V231H134V230H128V228H127V224H126V229L127 230H122V227L120 226V227H118V228H114V225H116V224H113L112 226H110L109 225V227H106V225L103 227V225L104 224H102V222H99L100 224H102L101 225V227H99L98 225H100V224H98V225H94V226H98V227H89L90 225H88L87 226V224H84V222L86 221H83L82 222V219L81 218H83L82 216H84V218L83 219H88V218H91L92 219V217L94 218V216L95 215H93V213L90 215V216H92V217H85V215L86 216H89L88 214H90V212L87 214V213H85V212H88V211H86V209L82 212L81 211V217H79V216H77L78 215V213L80 212V210H83V209H80V210H77V211H79L78 213H73L74 214V217L75 218H78V219H76V224H75V221H74V224H75V226H70V223H68V227L70 226V229L69 230H65V231H67L66 233L64 232L63 234L61 233L60 234V236H58V237H50V238H47V237H49L50 235H48L47 233H46V235L45 236H47L46 238L43 236V237H41L40 239H38V240H36L35 239V241L32 243H30V242H25V246L24 245H20L21 247H19V248H21V251H18L19 250V248L17 249V253L18 252H20V254L19 255H16V259L12 262V264H146L145 263V261H144V259H146V257H148V255L149 254H151V253H153V252H155V255L156 254H160V256H159V259H160V257H161V255H162V259H163V256H165V259L166 258H168V263H167V261H165V259H164V262H166L167 264H264V213L262 212V211H264V181L263 182H261L262 181V179L264 180V172L262 171V173H261V175H262V178H257V177H260L259 175H257V173L256 174H254V178H253V173H255V172H253L252 174L250 173V169H249V171H246V173H245V170H243L244 171V173H242L243 174V176L244 175H246L247 173H248V175L247 176H245V178H243L242 177V179L244 180V179H246V180H249L248 181V186H249V183L250 184H253V181H252V179H255L256 178V180L259 182V180H260V182H261V184H260V186H259V183L257 182V181H255V187L253 186V188L255 189L256 187H257V185H258V187H257V189H256V191L252 188V186H251V188H248L247 187V189H251V190H247L246 189V186H245V188H243V190H244V193H245V195H247L246 193L248 192L249 193V196L247 195L246 197L248 198L247 200L248 201H245L244 199H246V197H245V195L243 194V196L241 195V193H239L238 192V190L237 189H239V191L240 190H242L241 188H242V186H243V184H242V186L240 187H235L234 185H236L237 184V186H238V183H239V181H241V183H243V182H245V183H247L246 181H243L240 177H241V171H237V170H239V169H236V168H239V166L240 167H242L243 165H244V167L243 168H245L246 170L248 169L247 167H245L246 166V163H248V161H250L249 159H246L247 157H248V154L247 155ZM16 155V156H17ZM20 155V154H19ZM18 155V156H19ZM23 155V154H22ZM76 155V154H75ZM129 155V154H128ZM135 155H137V154H135ZM135 155H133L134 156V158L133 159H135V158H138V156H136L135 157ZM139 155V154H138ZM149 155V156H150ZM159 156H160V154H158ZM172 155H174V156H172ZM221 155V154H220ZM11 156L12 157H16L15 155L13 156L12 154H11ZM10 155H9V157H7V165L9 164V162L11 161L10 160V158L12 159V157H11ZM30 156H28V157H30ZM34 156L36 157V158H34ZM66 156V155H65ZM69 156V155H68ZM67 156V159H69V157ZM159 156H157V157H159ZM191 156V158L193 157L192 155H190ZM189 156V157H190ZM208 156H210L211 157V154L210 155H208ZM219 156V155H218ZM224 156H225V154H224ZM247 156V157H246ZM1 158H0V161L3 163V162H5L4 161V159H5V157L4 156H0ZM21 157V156H20ZM25 157H27L26 155H25ZM44 157V158H43ZM56 157V156H55ZM62 157H64V155L62 156ZM73 157H76V156H73ZM77 157H78V155H77ZM77 157H76V159H77ZM80 157V156H79ZM153 157H155V156H153ZM211 157V158H212ZM220 158H221V156H219ZM223 157V156H222ZM246 157V158H245ZM2 158H4L3 160H2ZM18 158V157H17ZM47 158H49V159H47ZM66 157H64V159H65ZM110 158V157H109ZM147 158H148V156H147ZM162 158H163V161L165 160H167V159H164V157H160V158H158L159 159V163H158V159H156L157 160V162L156 163H158V164H160L161 162H163L162 161ZM176 158H175V160H176ZM184 158V161H185V158H186V160H187V158L188 157H184V156H182V159ZM194 158V157H193ZM199 158H201V157H199ZM214 158H216V157H213V159ZM228 158V159H229ZM10 161H9V160ZM22 158H19V159H16V158H14L13 159V161L12 162H10V166L13 168V170H14V167H16L15 169H20V175H18L17 173H15V174H17V176H18V179L20 180L21 178H19L22 174H24V175H22L23 176V178L21 179V180H23L24 178H26V177H24L25 176V173H27L28 175H29V173H30V170L33 172L34 170H35V172H33V173H30V176L28 177L29 179H31L32 178V176H33V174H35L36 172H37V169H38V171L39 172H37V173H39V174H41L42 173V171L43 170H45V172H46V170L48 169L49 171H51V168L49 169V168H46V169H44V167L42 168V170L40 169L41 167L40 166H43V165H40V164H38L37 165V163H36V161L35 162H33V163H31V161L29 162L27 159H26V161H25V165L24 166H26V164H28V167L29 168H26L27 170H28V172L27 171H25V173H23L24 171L23 170H21V169H23V168H19V166L18 165H14V164H18V163H16L17 161L16 160H21ZM24 159V158H23ZM40 158H38L37 160H39ZM42 159H40L39 161L40 162H38V163H43L41 160ZM61 159V158H60ZM58 157L56 158V162H58L57 160H60ZM63 158L61 159V160H64ZM67 159H65L66 161H67ZM75 159V160H76ZM97 159V158H96ZM144 159L146 160V157H144ZM15 160V161H14ZM49 160V161H48ZM82 160H80L81 161V163H82ZM99 160V159H98ZM112 160V161H111ZM111 160H108L109 162L111 161L113 164H114V162H115V160L113 161V159H112V157H111ZM215 160H217V159H215ZM214 160V162H216ZM222 160H223V158H222ZM9 161V162H8ZM24 161V160H23ZM62 161V163H61V161L59 162V163H61V165H57V164H59V163H57L56 164V162H55V164L57 165V167L59 168V170L61 171V173L63 174L64 173V175L65 176H67V172L65 173V171L67 170V169H69V168H71L72 169V171H73V168H77V169H79V168H82V167H84L83 169L86 171L85 173H87L88 171V168L87 169H85V166L83 165V163L81 164V163H79V165L78 164H76V163H74L73 164V162L72 161ZM78 161H79V159H78ZM79 161V162H80ZM200 161V160H199ZM213 161V160H212ZM227 161H225V158H224V162H226L227 163ZM255 161V162H254ZM14 162V163H13ZM53 162V161H52ZM109 162H108V164H107V161H106V163L104 162V163H102L101 165H103V164H105L104 165V168H107L106 167V164L108 165V167L110 166L111 167V165L110 164H112L111 162H110V164H109ZM140 162V163H139ZM188 162V161H187ZM201 162V161H200ZM259 162L261 163V164H259ZM22 163V162H21ZM30 163H31V166L32 167H34V168H31L30 169ZM51 163V162H50ZM184 163V162H183ZM210 163H212V162H210ZM5 164H6V162H5ZM14 165V167H13V165ZM157 164V165H158ZM180 164V163H179ZM56 165L54 166L53 165V163L51 164V166L50 167H56ZM81 165H83V166H81ZM145 165V166H144ZM156 165V166H157ZM180 165H182L183 166V164H180ZM261 166V169H260V166ZM38 166V167H37ZM78 166V167H77ZM81 166V167H80ZM112 166H114V165H112ZM139 165H138V168L140 167ZM141 166V167H142ZM160 166H161V164H160ZM214 166H215V164H214ZM7 167V166H6ZM9 167V166H8ZM8 167H7V169H8ZM36 167V168H35ZM40 167V168H39ZM46 167H49V163H48V166H46ZM92 167V168H93ZM100 167H102V166H100ZM110 167L108 168V170L110 171ZM130 167V168H129ZM141 167H140V169H141ZM146 167V169H151V168H147ZM203 167H204V165H203ZM215 167H217V166H215ZM228 167V166H227ZM10 168V167H9ZM137 168V169H138ZM155 168H159V165L157 166V167H155ZM214 168V167H213ZM224 168H226V167H224ZM228 168V169H229ZM25 169V170H26ZM30 169V170H29ZM53 169V168H52ZM83 169H80L79 171L77 170H75L74 169V172H73V174L72 173H70V172H72V171H70V169L68 170V173H70V174H68V175H72V176H76V177H78V178H81V179H75V176L72 178V176H67L66 178H65V180L64 181H66V179H67V181H69V179H75L76 180V183H77V181L79 180V183L80 182H83V180L84 179H86V178H88V180H84L85 182H83V183H80V184H84L83 186L81 185L80 186V189H82V187H84V188H87L88 187V184H90V182H93V180H94V182H95V180L97 181L98 180V182L100 181L99 179H100V177H101V175L96 171L95 172V170L94 169H92V170H94L92 173H93V175L91 176V177H95V178H97L96 176H97V173L100 175V177H98V179H93V178H91V181H89V177H87V175H90L89 173L88 174H84V173H82L83 171ZM103 168H101V170H102ZM113 169L115 170V167L114 168H112V173H113ZM115 170V172H117L118 170ZM134 169V170H135ZM137 169H136V171H137ZM176 169V168H175ZM217 169V168H216ZM236 169V170H235ZM241 169V168H240ZM254 169V170H253ZM264 169V168H263ZM53 170H56V168L55 169H53ZM91 169H89V171H90ZM107 170V171H108ZM161 170V169H160ZM215 170V169H214ZM253 170V171H252ZM15 171V170H14ZM14 171H12V174L13 175H15L14 174ZM17 171V170H16ZM70 171V172H69ZM82 171V172H81ZM104 171H106V169L104 170ZM103 171V172H104ZM106 171V172H107ZM124 170H122V171H120L121 173H123V174H121V173H119L118 172V174H121V176H123L124 174H126V173H124L123 172ZM138 171L140 172L141 170H139L138 169ZM242 171V172H243ZM21 172H22V174H21ZM44 172V173H45ZM80 173V177H79V174L77 175L76 173ZM114 172V173H115ZM139 172H137V173H139ZM195 172V171H194ZM230 172V173H229ZM36 173V174H37ZM50 173L52 174V175H54V176H52L51 175V178H50ZM75 173V174H74ZM95 173H96V175H95ZM111 172H107V173H105L104 172V176H102V177H105L104 179L106 180V178H107V180L108 179H110V178H112L113 176L112 175H109V177H108V175L107 174H110ZM111 173V174H112ZM113 173V174H114ZM130 173V175L132 174L131 172H129ZM136 173V174H137ZM141 173H142V171H141ZM167 173V172H166ZM196 173V172H195ZM194 173V176L196 175ZM9 174H11V172L9 173ZM11 174V175H12ZM35 174V175H36ZM45 174H47V175H44V174H42V175H44V179L46 178V180L48 181V179H47V177H45V176H48L49 175V179H52V178H55L56 180H58L56 177H57V175H56V173H52V171L51 172H46ZM61 174V175H62ZM82 174H84L85 175V177H84V175H83V177L81 176ZM107 176H106V175ZM116 174V173H115ZM135 174V173H134ZM135 174V175H136ZM140 174V173H139ZM12 175V176H13ZM32 175V176H31ZM64 175H62V176H64ZM2 176H3V174H2ZM17 176H15V178L17 179ZM27 176V175H26ZM37 176V175H36ZM64 176V177H65ZM125 176V175H124ZM129 176V175H128ZM193 175H192V178L194 177ZM251 176H252V179H251ZM255 176H257V177H255ZM35 177V176H34ZM38 177H40V176H38ZM64 177H63V179H64ZM101 177V179L103 180H101V183H103V185H101V183H100V185L101 186H103L104 187V189H105V186H106V184H105V186H104V179ZM114 177H115V175H114ZM118 177H120V176H118ZM126 177V176H125ZM124 177V178H125ZM130 177V176H129ZM129 177H127L128 179H129ZM132 177H133V175H132ZM131 177V178H132ZM134 177H136V180H137V176H134ZM138 177H139V175H138ZM169 177H171V176H169ZM226 177V178H227ZM232 178L233 180H231L230 178ZM10 178H11V176H10ZM14 178V177H13ZM13 178H12V180H13ZM28 178H26L27 179V181H29V183H30V181L33 183L34 182V184H36L35 183V180H37V179H34V180H29ZM42 178V180H44L43 179V177H41ZM40 178V179H41ZM140 178H142V177H140ZM140 178H138V179H140ZM144 178V177H143ZM142 178V179H143ZM197 178V177H196ZM195 177H194V179H196ZM241 179V180H238V179ZM7 179V181H8V178H6ZM83 179V180H82ZM93 179V180H92ZM113 179V178H112ZM122 179V178H121ZM141 179V180H142ZM146 178H144V180H145ZM19 180L17 181V182H19ZM25 180V179H24ZM55 180V181H56ZM75 180H73V181H75ZM106 180V181H107ZM111 180V179H110ZM110 180H109V182H110ZM115 180H116V177H115ZM119 179L117 178V180L116 181H118ZM131 180V179H130ZM129 180V181H130ZM193 180V179H192ZM191 180V181H192ZM234 180H237V183L235 184L233 181ZM7 181H6V183H7ZM26 181V180H25ZM47 181H45L46 183H47ZM72 180H70V182H73ZM128 181V180H127ZM128 181V182H129ZM139 181V180H138ZM136 182V181H134V183H140V181L139 182ZM146 181V180H145ZM194 181H196L197 182V179L196 180H194ZM194 181H192V183H194ZM212 181V180H211ZM219 181H220V178H219ZM243 181V182H242ZM252 181V182H251ZM16 182V185H17V187L19 186L18 185V183ZM22 181H20L19 183H21ZM48 182H51V181H48ZM89 182V183H88ZM97 182V183H98ZM113 182V181H112ZM122 182V181H121ZM124 182V181H123ZM123 182H122V184H123ZM131 182H133V181H131ZM155 182V181H154ZM55 183V182H54ZM57 183H58V181H57ZM85 183H86V186L87 187H85ZM88 183V184H87ZM96 183V182H95ZM107 184H108V181L106 182ZM256 183H257V185H256ZM12 184H13V182H12ZM23 184V183H22ZM22 184H20L21 186H22ZM27 185H28V183H26ZM25 184V185H26ZM70 184H72V183H70ZM116 184H120V183H116ZM115 184V181H114V185H116ZM128 184V183H127ZM184 184V183H183ZM186 184V183H185ZM240 184V183H239ZM5 185V186H4ZM3 186H4V189L7 187H9V186H6L7 184H4ZM24 185V184H23ZM25 185L23 186V187H25ZM33 185V184H32ZM59 185H61V184H58V189H60L59 188ZM99 185V183L98 184H95V186H97V187H99L98 186ZM128 185H131V184H128ZM135 185H137V184H135ZM167 185V184H166ZM179 185H181V183H179ZM187 185V184H186ZM241 185V184H240ZM43 186V185H42ZM56 186H57V184H56ZM100 186V187H101ZM131 186H133V185H131ZM14 187H16L15 186V184H14ZM14 187H12L10 190H11V192H13L12 191V189L13 190H15L14 189ZM16 187V188H17ZM49 186H47V188H48ZM60 187H62V186H60ZM63 187H65V184H64V186ZM79 187V186H78ZM78 187H76L77 188V193L75 194V192L74 191H72V192H74V194L77 196V194L79 193V194H82V193H80V192H78L79 190H78ZM106 187H111L110 186V184H108ZM119 187V186H118ZM167 187H169V186H167ZM174 187H175V185H174ZM203 187H204V185H203ZM235 187V188H234ZM260 187V188H259ZM7 188H6V191H7ZM43 188H45V186L43 187ZM52 188V187H51ZM56 188V190H57V187H55ZM66 188V187H65ZM68 188V187H67ZM74 189H76L75 187H73ZM114 188H115V186H114ZM117 188V187H116ZM115 188V189H116ZM123 188V187H122ZM176 188V187H175ZM179 188V187H178ZM181 188H183L182 186H181ZM184 188H185V186H184ZM184 188H183V190H184ZM212 188L214 189V190H212ZM237 188V189H236ZM3 189V190H4ZM18 189V190H17ZM16 190H17V192L19 193V188H17ZM23 189V188H22ZM40 189V188H39ZM73 189V190H74ZM110 189H112V188H110ZM120 189V188H119ZM219 189V190H218ZM232 189V190H231ZM9 190V191H10ZM15 190V191H16ZM23 190H25V189H23ZM23 190H22V192H23ZM38 190V189H37ZM62 190V189H61ZM68 190V189H67ZM86 190V189H85ZM106 190V189H105ZM195 190V189H194ZM206 190V192H207V190L208 189H205ZM231 191V193L232 192H234V193H232V195H231V193H229L228 191ZM253 190V191H252ZM14 191V192H15ZM27 191V190H26ZM43 191V190H42ZM51 191H52V189H51ZM51 191H49V193H52ZM60 191V190H59ZM58 191V192H59ZM63 191H64V188H63ZM83 191H84V189H83ZM87 191H88V189H87ZM87 191H85V192H87ZM107 191H108V189H107ZM111 191V190H110ZM114 191V190H113ZM235 191H236V193H235ZM252 191V192H251ZM25 192V191H24ZM31 192V191H30ZM30 192H28L29 194H31V195H34V192H35V190L32 192V193H30ZM62 192V191H61ZM66 192V191H65ZM69 192H70V190H69ZM84 192V193H85ZM92 192V191H91ZM118 192V191H117ZM191 192V191H190ZM241 192V191H240ZM261 192H262V195H261ZM18 193H16L15 192V194H18ZM26 194H28L27 192H25ZM36 193H38V191L36 192ZM35 193V194H36ZM43 193H45V192H43ZM46 193H48V192H46ZM46 193L45 194H43L42 196H44L45 197V195H46ZM55 193V192H54ZM83 193V194H84ZM109 193H111V192H109ZM116 193V192H115ZM153 193V192H152ZM192 193V192H191ZM205 193V192H204ZM203 193V194H204ZM229 193V194H228ZM243 193V192H242ZM251 193V194H250ZM25 194V195H26ZM55 194H57V193H55ZM60 194V193H59ZM67 194V193H66ZM69 194V193H68ZM67 194V195H68ZM92 194V193H91ZM113 194H114V192H113ZM123 194V193H122ZM213 194V193H212ZM238 194V195H237ZM22 195H24V194H22ZM31 195H29L30 197H28V195H26V196H24V197H28V199L27 200H25L24 199V197H22L24 200H25V202L26 201H28L30 198H31ZM50 195V194H49ZM62 195H63V192H62ZM67 195H65V196H67ZM86 195V194H85ZM124 195V194H123ZM123 195H122V197L121 198H124L123 197ZM171 195V194H170ZM191 195V194H190ZM241 195V196H240ZM36 196H38V194L36 195ZM48 196V194L46 195V197ZM61 196V194L60 195H58V197H60ZM72 196H73V194H72ZM81 196V195H80ZM83 196V195H82ZM100 196V195H99ZM108 196V195H107ZM112 196V195H111ZM179 196V197H178ZM187 196V195H186ZM210 196H211V194H210ZM33 197V196H32ZM40 197V196H39ZM43 197V198H44ZM50 197V196H49ZM55 197H57V196H55ZM58 197H57V199H58ZM117 197V196H116ZM139 197H140V195H139ZM171 197H172V195H171ZM170 197V198H171ZM184 197V196H183ZM182 197V198H183ZM188 198L190 197V196H187ZM197 197V196H196ZM206 197V196H205ZM212 197V196H211ZM224 197H225V195H224ZM226 197V198H227ZM244 197V198H243ZM21 198V197H20ZM34 198H35V195H34ZM34 198H33V200H34ZM36 198H38V197H36ZM35 198V199H36ZM50 198H52V197H50ZM67 198V197H66ZM164 198V197H163ZM202 198V197H201ZM32 199V198H31ZM48 199V198H47ZM113 199H115V198H113ZM118 199V198H117ZM120 199V198H119ZM169 199V198H168ZM186 199V198H185ZM204 199V198H203ZM250 199V200H249ZM19 200V199H18ZM33 200H29V201H31V202H33ZM37 200H40V198H38ZM60 200H61V198H60ZM60 200H58V201H60ZM178 200V199H177ZM189 200V199H188ZM202 200V199H201ZM200 200V201H201ZM20 201H22V200H20ZM35 201V200H34ZM55 201V200H54ZM54 201H52V202H54ZM164 201V200H163ZM184 201V200H183ZM189 201H191V199L189 200ZM194 201H195V199H194ZM193 201V202H194ZM30 202V204H33V205H35L34 203H31ZM38 202V201H37ZM36 202V203H37ZM65 202H67V201H65ZM117 202V201H116ZM170 202V203H171ZM182 202V201H181ZM202 202V201H201ZM200 202V203H201ZM203 202H204V200H203ZM212 202V203H211ZM23 203V202H22ZM61 203V202H60ZM75 203V202H74ZM77 203V202H76ZM118 203V202H117ZM163 203H165V202H163ZM174 203H173V207L175 206L174 205ZM185 203H186V201H185ZM26 204V203H25ZM30 204H28V205H30ZM57 204V203H56ZM56 204H53V205H55L56 206ZM66 204V203H65ZM65 204H64V200H63V204L62 205H59V203L57 204V205H59L60 207L61 206H63V207H65ZM69 202H67V206H68V209H69V206L70 205H72V203H70L69 205ZM100 204H102V203H100ZM113 204V203H112ZM172 204V203H171ZM194 204V206H195V203H192V205ZM14 205H15V203H14ZM21 205V204H20ZM19 204L17 205L16 204V206H17V208L20 210V208H21V206H22V209L20 210V211H25V210H23V209H25V208H23V205H21L20 206ZM116 205V204H115ZM119 205V204H118ZM167 205L169 206V207H171L172 205H170L169 203H167ZM192 205H191V208H192ZM206 205H208V204H206ZM16 206H15V208H16ZM19 206V207H18ZM27 206V205H26ZM177 206V207H178ZM39 207V206H38ZM117 207V206H116ZM17 208L16 209H14V210H17ZM33 208H35V211H33L34 209H32V208H30L31 210H32V212L33 213H31L30 211L31 210H29V212H30V215L31 214H34V215H36L35 214V212H36V207L34 206ZM107 208V207H106ZM105 207L103 208V209H106ZM165 208L167 209L168 207H166L165 206ZM175 208V207H174ZM174 208H169V209H172L173 211H174ZM191 208H190V210H191ZM28 209H29V207L27 208L26 207V211H28ZM39 209V208H38ZM61 209V208H60ZM72 209H75V207L74 208H72ZM72 209H70V210H72ZM98 209H101V207L99 206V208ZM176 209H179V207L178 208H176ZM181 209V208H180ZM196 209V208H195ZM203 209V210H202ZM45 210V209H44ZM94 210V209H93ZM106 210H108V208L106 209ZM171 210V211H172ZM192 210V211H193ZM207 210V209H206ZM51 211V210H50ZM61 211H62V209H61ZM66 211V210H65ZM74 211H76V210H74ZM73 211V212H74ZM91 211V210H90ZM111 212V210H108V213H110ZM162 210H160V212H161ZM163 211H165V210H163ZM162 211V212H163ZM192 211H191V213H192ZM19 211L17 210L16 211V213H18ZM29 212H25V214H27V213H29ZM52 212V211H51ZM63 212V211H62ZM116 212V211H115ZM132 212V211H131ZM162 212H161V214H162ZM166 212H167V210H166ZM68 213V212H67ZM82 213H83V215H82ZM101 213V212H100ZM99 213V214H100ZM103 213V212H102ZM108 213H106V214H108ZM123 213V212H122ZM147 213V212H146ZM153 213V212H152ZM151 213V214H152ZM21 214V212L20 213H18V215H20ZM39 214V213H38ZM44 213H43V211H42V215H43ZM50 213H45V215H49ZM53 214H55V213H52L51 215H53ZM64 214H66V212L64 213ZM76 214V215H75ZM80 214V213H79ZM94 214H96V213H94ZM105 214V215H106ZM112 214H114V213H112ZM130 214V213H129ZM133 214V213H132ZM151 214H150V216H151ZM160 214V213H159ZM168 214H171L170 216H172V215H175L176 213L174 212L173 214L172 213H168ZM30 215H24V212H23V215H22V217H19L20 219H21V221L22 220H24L25 221V223L27 222V220L28 219H26L27 217L30 219L31 217H32V220L33 219H37V218H35L33 215H31V217H29ZM67 215V214H66ZM163 215H165V214H163ZM199 215H201V214H199ZM26 218H25V217ZM68 216V215H67ZM98 216L99 215H96V218H98ZM108 216V215H107ZM130 216V215H129ZM128 216V217H129ZM130 216V217H131ZM149 216V215H148ZM158 216H160V215H158ZM157 216V217H158ZM175 216H177V217H179L178 215H175ZM184 216V218L183 219H186L187 217H185ZM25 219H24V218ZM34 217V218H33ZM46 217V216H45ZM47 217H49V219L52 217H50V216H47ZM60 217H62V215L60 216ZM111 217V216H110ZM110 217H105L106 218V220L107 219H110ZM113 217V216H112ZM129 217V218H130ZM160 217H162V218H164V216H160ZM59 218V217H58ZM96 218H95V220H96ZM100 218V220L99 219H97V220H99V221H102L103 220V218H101V217H99ZM129 218H127V220L125 219V221H128L129 220ZM148 218V217H147ZM152 218V216L150 217V219ZM153 218H155L157 221V225H158V221H160V220H158V218H156V217H154L153 216ZM186 219V220H188V221H191L192 219ZM74 219V218H73ZM131 219L129 220V221H131ZM149 219V220H150ZM179 219H181V221H178ZM179 219L177 218V221H178V230L180 231V225H182V224H179L180 222L181 223H184V222H182V221H184L181 217H179ZM31 220V219H30ZM28 221L29 223H31V222H33L34 223V221ZM77 220H79L78 222H77ZM89 220V219H88ZM93 221H94V219H92ZM91 220V221H92ZM106 220L104 219L103 221H104V223H106ZM111 220V219H110ZM143 220V221H144ZM153 220V221H152ZM152 220H150V221H152V222H154V219H152ZM23 221V222H24ZM36 221L37 220H35V223H36ZM90 221V220H89ZM108 221V220H107ZM123 222V223H126V222ZM128 221V222H129ZM135 223H134V222ZM162 221V220H161ZM188 221H186L185 222V224L188 222ZM193 221H192V223H193ZM67 222H69V221H67ZM66 222V223H67ZM72 222H73V220H72ZM94 222H96L97 223V221H94ZM110 222H112V223H115L113 220L112 221H110ZM109 222V223H110ZM145 222V221H144ZM34 223V224H35ZM42 223V222H41ZM55 223V222H54ZM85 223H87V222H85ZM96 223H94V224H96ZM112 223H110V224H112ZM189 223V222H188ZM188 223L186 224L187 226L186 227H188ZM32 224V223H31ZM89 224H91L90 222H89ZM106 224H108V223H106ZM120 224V223H119ZM160 224V223H159ZM184 224V225H185ZM23 225V224H22ZM26 225H30V224H28V223H26ZM36 225H37V223L34 225V227H33V230H34V228H36ZM124 225V224H123ZM166 225V224H165ZM177 225V224H176ZM184 225L183 226H181V227H184ZM24 226V225H23ZM32 226V225H31ZM30 226V227H31ZM108 226V225H107ZM159 226H162V223L159 225ZM169 226V225H168ZM171 226H174V225H170L169 227L171 228ZM189 226H190V223H189ZM27 226H25V228H26ZM65 227H67V224H66V226ZM68 227H67V229H68ZM117 227V226H116ZM124 227V226H123ZM158 227V226H157ZM156 227V228H157ZM193 227H195V225H194V223H193V226H190L189 227V229L190 230H193L192 228ZM200 227L201 226H199L198 228L200 229ZM121 228V229H120ZM125 228V227H124ZM154 228V226H152V229ZM168 228V227H167ZM170 228H168L169 230H167V231H170ZM175 228V227H174ZM173 228V229H174ZM176 228H177V226H176ZM38 229V228H37ZM55 229V228H54ZM66 229V228H65ZM130 229V228H129ZM182 229V228H181ZM200 229V230H201ZM59 230V229H58ZM139 230V229H138ZM172 230V229H171ZM177 230V231H178ZM198 230V229H197ZM196 230V231H197ZM57 231V230H56ZM142 231H144V232H142ZM157 231V230H156ZM159 231V230H158ZM178 231V232H179ZM43 232V231H42ZM42 232H41V234H42ZM181 232V231H180ZM193 232H195V231H193ZM51 233V232H50ZM197 233V232H196ZM33 234V233H32ZM181 233H179L178 235H180ZM192 234V233H191ZM195 235H197L198 236V234H195ZM30 236H31V234H30ZM33 236V235H32ZM53 236V235H52ZM200 237H202L201 235H199ZM198 236V237H199ZM21 237V236H20ZM24 238V237H23ZM23 238H22V240H23ZM33 238V237H32ZM34 239V238H33ZM24 240H26L25 238H24ZM187 240V239H186ZM204 242V241H203ZM1 243V242H0ZM5 243V242H4ZM23 243V242H22ZM28 243V244H27ZM196 243V242H195ZM3 243H1L0 245H2ZM6 244V243H5ZM24 244V243H23ZM197 244V243H196ZM5 246H1V248H4ZM156 251H159L158 253L156 252ZM158 254V255H159ZM150 256V255H149ZM155 258H156V256H154ZM153 261L155 262V259H153ZM157 261V260H156ZM160 261H161V259H160ZM162 262V261H161ZM157 263V262H156ZM163 263V262H162ZM162 263H160V264H162ZM9 264H11V260H9ZM149 264H151V263H149ZM152 264H153V262H152ZM165 264V263H164Z\"/></svg>","mask_w":264,"mask_h":264}]
</instances>
